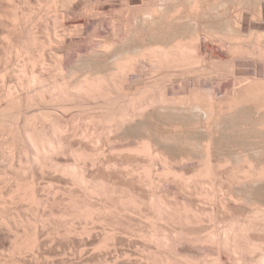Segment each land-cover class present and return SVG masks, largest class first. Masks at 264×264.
<instances>
[{
	"label": "rangeland",
	"instance_id": "1",
	"mask_svg": "<svg viewBox=\"0 0 264 264\" xmlns=\"http://www.w3.org/2000/svg\"><path fill=\"white\" fill-rule=\"evenodd\" d=\"M198 1L199 0H13L11 2V0H8V1L7 0H0V15H3V17L0 16V19L2 20L5 17V19H3L2 21L0 20V40L3 36H6L8 34L10 36V39H11L10 41L13 43V46H14L12 48V50L6 49V47L4 48L2 45V41H0L1 42L0 43V82L2 81L1 82L2 84L0 83V85H2V86H0V93L2 91L1 88H3V86H5V85L15 86L17 84V81H18L17 77L19 76L17 74H19V73L16 70L21 67V65L24 63V60H26V58H28V55H30L29 56L30 58H32L31 56H34L33 53L27 52L28 53L27 54L25 51H23L21 49L22 39L25 36L26 30L34 31L35 33L40 35V37L44 40L43 42H45L47 44V46L45 45L46 46L45 47V50H46L45 56L47 57V58L45 57L46 58V60H45L46 65L43 68V72L46 70L44 72L45 73L44 75H46V76H44V77L45 78L47 77L46 78L47 82L49 81V83H51L52 81H54V77L60 76V78H62L64 75L66 78L63 77L64 78L63 80L66 79V82H67V80L68 81L71 80L70 82L74 83L75 81H78V82L80 80L82 81V79L85 78L86 76H88V77L91 76L90 78H92V76L95 75L94 76V78H95L99 74L100 75L102 74L101 75V78H102V76H106V75L110 77L111 75H109V74L110 73L112 74V77H111L112 79H110L109 82L107 80V82L105 81L106 83H103V80L101 79L102 84H104L107 88L103 85L99 86L100 89H102L101 87H103L104 93H106L105 92L106 89H107L106 91L109 92V94H108V92L106 93L108 96H110L109 97L110 99L108 101L111 100L110 102H112V103L107 102L109 106L106 105L107 103L104 100L100 101L98 98H93V100H92V98L89 97L88 94H87V96L89 98L87 99V96H85V94H84V96L86 98H83L80 95H79L80 96L79 97L77 95L79 98V100H78L77 96L75 95L76 98L70 97V99L68 98V100H66L67 102H65V103H67V104L69 103L68 104L69 107H71L73 105L72 108H69L70 111L71 110L72 111L71 112L69 111L68 115H66L67 113L62 112L61 109L58 111H57L58 108H56V107L53 109L54 111L56 110L58 113H60V114H56L55 117L57 118V120L59 119V122H61L60 119H62L61 124L62 123L65 124V123L69 122V120L71 121L68 123V124H70L69 131L67 130L65 132V134H66V137H68L67 135H69V134H73V133L76 134V135H73V137H74L73 140H72V135H69V136H71L69 138H71L70 140H72L73 143H72V141H70V140L69 141L71 142V144H73V146L75 145L77 148L80 146L81 148L87 147V148H83V149H87V150L89 147L91 149L92 148L93 149H95V148L99 149L98 147L106 139L104 137V136H106L105 134H104V136H103V134H101V137L99 134L101 133V131H102V133H104L103 130L107 129V131H106V133H107L108 129H112L111 132L109 131L108 132L109 134L107 133V136H106L108 138V135H109V137H110L109 141L111 140L110 141L111 144L109 145V141L106 139L105 140L106 143L105 144L102 143L103 146L101 145V148H100V150H101V149L105 148V146H107V148H109V149L106 148V149H104V151L106 150V152H108L106 154H109V155H106L105 153H104V156L100 155L99 157H102L103 158L102 159V158L98 157V155L100 154L99 153V154H97V158L96 159L94 158L95 159L94 162H93V160L92 161L88 160V162L85 161L86 163H88L87 165H86V163H83V165L84 164L86 165V166H84V169H87V167H88V170H85V172H84V176L87 173L86 176H88L87 178L89 179L88 180L89 183H87V184L88 185L90 184L89 186H87V184H86L85 186H87V187H84L80 184V182L78 184H76L77 181H76V183H73L74 180H76V179H74V178H73L74 180L71 179L72 176L66 177V175H68V174L65 175V173H63L61 171L64 174V176H63V174L61 175V173H60V169L58 172V170H56L57 167L56 168L52 167L56 171L55 172L51 168V166H52L51 163H49L48 165H50V167H48L47 169L44 168V170H42V172H45V173H42V172L39 173L40 171H38V173H36L37 175H35V177L37 176L36 177L37 179L34 178V181H36L35 182L36 191L39 190V191H37V193L38 192L40 193V194L38 193L39 197L42 198L43 201L45 202L44 204H40V205L45 206V204H48L46 206L47 209H45L46 207L45 208L42 207L43 208V210H42L40 205L36 204L35 202L31 203L30 202L31 200L28 201L29 198H27L28 200L24 199V197H23V199H22V197L20 199V196L19 197L17 196L18 193H17V189H16V186H17L16 184H18V182H20L24 185L29 180H31L32 177H30L29 174H20V175L15 174V176L13 175L12 178L7 179L8 182L7 181L4 182L2 179H0V194H2V195H0L1 196L0 197V210H1L0 212L3 211V213H4V214L1 213V215H0V232H1L0 238H2V237L4 238V236H5L4 240H2L3 238L0 239L1 240L0 241V264H77V263L78 264H91V263L92 264L93 263L94 264H103V263L104 264H191L190 263L191 260L195 264H196V262H194L195 260L197 261V264H260V262L258 263V259H257L259 257L261 258V256L258 257V254L259 255L262 254L260 251L256 250L257 254H255L253 252V255H251L252 253L248 252L250 254V256H249V254L247 255V253H245V252L244 253H242V252L236 253L235 252L236 253L235 255L238 257L237 258L233 254V252L228 253L229 250L232 251L231 247L230 248L228 247V250H227L226 249L227 247L223 246V245H225V244H223L224 242L221 243V242H218V240L220 238H222L219 236H222V235L224 236V233L221 235V232H224L225 229H227L225 227H227V226L229 227V225L231 224L229 222L230 220L236 219L235 220V222H236L237 220L240 221V219H241L243 221H240V223L245 222L249 219L250 216H251L250 218L253 217L251 213H253L257 208L261 209L262 205L264 206V203H263L264 202V197H263L264 193H262L261 191H259V193L258 192H254V193L251 192V190L254 191V189H255V191L263 190V192H264V187L262 188V186H264L263 182L260 181V179L258 181L259 183H262V186H261V184H259L261 189L259 188L258 184H255V182H253L254 183L253 188H252V186L250 188V185L252 184V182L250 183L249 181H251L252 180L251 178H253V177L248 178V175H247L245 178L248 180V182H246L244 180L245 178L243 177L245 175L241 176L242 175L241 174L242 172H241L240 176L244 178L243 181H245V183L242 182V180H240L242 183L239 181L240 183H238L239 184L238 185L237 184L238 181L236 180V178L233 180L231 178V176L236 177V175H234L233 172H231V171H230V173H228L229 170L232 168V166L235 165V164H230V163L227 164L226 167L223 165L224 168H222V166L221 167H214L215 169H213V172L209 177V178L212 177V180L208 179L207 175H206L207 177L202 179L204 176L200 175L199 173H196V171L199 172V170L201 169L200 167L203 166L204 162H203V159H201L203 157L201 155L195 154L198 152L196 150H194L193 148L191 149L189 146L191 145V143H190L191 141H192V143H194V142L196 143L199 141V144H201V145L204 144V142H205V144L207 146L209 144L208 139L212 138V136H213V139H211V141H214V142H212L213 144L211 143V145L213 146L212 147V152H213L212 158L214 161H216L217 157H218V159L222 160L224 157V155L222 153L224 151H222V152L216 151L215 150L216 145L217 146H218V144L224 145L225 142L227 143L226 140L228 139L229 136H230L229 138H232L231 136L237 134V132L239 131V130H236L237 132L234 131L235 128L232 129L234 134L232 133V130H231V133H230V131H228V129L230 130V128L236 124V123L235 124L231 123V121H233L232 118H234V119L237 118L238 121H240V122H238L237 119H236V121L235 120L234 121L237 122L238 124H240L242 120H243L242 123L246 124V123H249V119H247L248 121L246 120L247 122L246 121L244 122V120L248 117H246L247 116L246 115L245 116L246 118L243 119L244 118V116L242 115L243 109H244L243 111H246V112L249 111L248 108L250 107V105H251L250 109L252 110V108H253L254 111H256V109L257 110L263 109V108H259V107H261L263 100L261 101L260 97H259L258 100H260L261 102L257 103V102L252 101L254 103H251L250 99L251 98L253 99L254 97L251 95L252 97L251 98L249 97L250 99L248 100L247 98H248L249 94L247 92H249L251 90V88L256 85L255 84L256 82L254 83V81L259 80L261 78H262V80H264L263 79L264 78V53H263L264 52V49H263L264 48V44H263L264 43V0H256V1L252 0L253 2L251 0H241V1L240 0H238V1L237 0H205V1L203 0V1H200V2H202L201 4H200V2L198 3ZM191 2H194V5ZM195 2H196V4H195ZM237 2H241V3H237ZM244 2H246V3H244ZM231 3H233V4H231ZM235 3L237 4V6L235 5ZM197 4H198V6H196ZM208 4L211 7L210 11L208 10L210 8ZM220 4H222V5L220 6ZM226 4L227 5L229 4L230 6L229 5L227 6ZM238 4H240V5H238ZM241 4H244L245 6L241 5ZM246 4L248 5L249 8L247 7ZM252 4L254 6H252ZM18 5H19V7H18ZM224 6H225V8L228 7L227 8L228 10L225 9ZM14 7H16L17 9ZM199 7L205 13L207 12L206 13L207 15L203 14L204 12L202 13L201 10H197V12L195 9H194L195 11L193 10V8L199 9ZM204 7H206V8L203 9ZM216 7H217V9H216ZM230 7H231V9H230ZM232 7L235 9H233ZM13 8H14V10L16 9L19 11V12L17 11L19 16L21 15L19 17V19H21L23 21L18 19L17 23L13 24V19H12V17H10L11 13L14 11ZM154 8L158 9L157 13H156V10H152ZM163 8H165V9H163ZM212 9H215V10L213 11ZM11 10H13V11L11 12ZM221 10H223V11L226 10L225 11L226 13L221 11ZM151 11H155V12L153 13ZM190 11H192L191 12L192 15H190L191 14ZM218 11L220 13L222 12L221 14L224 15L223 16L224 18H225V15H227L228 18L226 17V20L224 18L222 19V15H220V13ZM200 12H201L202 16H201ZM216 12H218V13L216 14ZM196 13H199L200 17L198 15H196ZM4 14H6V15H4ZM8 14H9V16H7ZM22 14H25V15H22ZM214 15H216V16H214ZM188 16H192V17L188 18ZM204 16L207 18H205ZM152 17H153V21H152ZM198 17H199V20H197ZM144 18H149L148 19L149 21L148 20L146 21V19H144ZM162 18H163V20H162ZM212 18L214 19V21ZM26 19H27V22H26ZM200 19H201V22H200ZM227 19H230V20H227ZM144 20L147 22V23L145 22L146 23L145 25L143 24ZM206 20H207V22H209V25H210L207 27V29H209V30H207L205 28L208 25L207 22H205ZM210 20L216 24H212L213 22H210ZM218 20H219V22H218ZM220 20L222 21L223 24L221 23ZM9 21L12 23H9ZM196 21H199V22L197 23ZM226 21L227 22L229 21V24L230 23L232 24V25H230V27L233 26L231 29H228L229 25L227 23H225ZM1 22H4V23H1ZM149 22H152V23L154 22V23L152 24ZM191 23L192 24L196 23V24L192 25ZM202 23H204V26L202 25ZM197 24H200L202 29L200 28V25H198L199 26V28H198ZM224 24H225V26H224ZM220 27H222V28H220ZM226 27H228V28H226ZM197 29H200V30H197ZM224 29L226 30V32ZM12 31L13 32L15 31V32L13 33ZM227 34H229V35H227ZM252 41H253V43L255 41V46H253L254 44L252 43ZM173 43H175V45H172ZM180 43L184 45V48L186 47V49L189 50V51L185 50L187 52L183 53V54H186L188 56V57L186 56V59L187 58L189 59L190 57L191 58L199 57V60L196 58L197 61H199L198 63H196L197 61L193 62L192 59L190 62H189V60H186L189 62V65H190L187 67L188 62H186L184 60L185 56L183 57V55L180 54V53H182V51L181 52L178 51L179 53H177V54L175 53L177 55L176 57H178L179 59L181 56L183 57V59H180V60L176 58L179 61L175 60V54L174 55L172 54V53H174L173 51H175V50H171L172 53L170 52L171 56L173 55L172 57L174 60L172 59L171 56H168V58H167L166 53L164 55H162L163 54L162 52H165V51L169 52L170 51V48H168V47L172 46L173 48H175V46L180 44ZM256 43H258V44H256ZM256 46H258V47H256ZM172 47H171V49H172ZM159 48H161L163 50H160ZM250 48H252L251 51L253 53L250 52ZM158 50L161 51L162 56L157 55L160 52ZM32 51L34 52V50H31V52ZM156 51L158 53H156ZM148 52H150V53H148ZM176 52H177V50H176ZM191 52L193 55L191 54ZM35 53H37V52H34V54ZM178 54H180L181 56L180 55L178 56ZM190 54H191V56H189ZM155 55H157V56H155ZM165 55H166V57H165ZM168 55H169V53H168ZM259 55H261V56H259ZM4 56H5L6 60L4 59ZM93 56H94V62L92 61L93 62L92 63L90 60H93V59H91V57H93ZM98 56L100 59L98 58ZM100 56H102L103 58H101ZM88 57H89V59H87V62H86V60H84V59H86ZM104 57L106 60L104 59ZM128 57L131 58V61L129 60L128 62H130V65L132 63V65H131L132 67H129V65H126V63H128L127 61L126 62L123 61L124 64L126 65V67L128 66L129 69L126 70V68H123V70H122V68L120 66L119 67L121 69H119L118 65H121V64L120 63L118 64L119 61H117V60H122L123 58H127L124 60H128V59H130ZM155 57L156 58L158 57V58L156 59ZM159 57H160V59L162 58V62L159 59ZM169 57H171L170 60H169ZM88 60L92 64L88 63ZM99 61L102 64H100ZM163 61L164 62L170 61V62H168L170 67L167 66L168 63L165 66V63ZM133 62H134V64H133ZM158 62H161V63H158ZM185 62H186V66L183 65ZM180 63H182V64H180ZM31 64L29 62L28 66ZM80 64H82L81 65L82 67L80 66V68H79L78 66ZM87 64H89V65H87ZM93 64L94 65L96 64V65L93 66ZM162 64H164V65H162ZM173 64L174 65L178 64V65L171 67V66H173ZM91 65H92V67H91ZM31 66L34 67L33 64ZM46 66L48 69L46 68ZM59 66L62 70L58 69ZM96 66H98V67H96ZM191 66H194V67H191ZM75 67L76 68L78 67L79 69L78 68L76 69ZM87 67H89V68H87ZM117 67L120 71L117 69ZM189 67L191 69H188ZM10 68L11 69L14 68V69L11 70ZM81 68L83 70H80ZM28 69L29 70L34 69L35 71L38 70L37 67H36L37 70L35 69V67L34 68L28 67ZM14 70L17 74H15L13 72ZM34 70H32V71H34ZM57 70L58 71L60 70V71L58 72ZM114 70L116 72H114ZM61 71H63V73ZM121 71H124V72H121ZM6 72H8V73H6ZM168 72H169V74H165ZM57 73L58 74L60 73V74L57 75ZM118 73L119 74L122 73L124 76L121 75L119 77V75H117ZM3 74H5L6 76ZM48 75H49V77H48ZM61 75H62V77H61ZM164 75L166 76V78ZM114 76H116L117 78H115ZM15 77H16V79H15ZM99 77L100 76H98L97 78H99ZM246 77H247V80H246ZM94 78H92V79H94ZM97 78H95V79H97ZM118 79H120V80L118 81ZM99 80H100V78H99ZM112 80H113V82L114 81L115 82L113 83ZM245 80L247 83L245 82ZM249 80H252V81H249ZM78 82H75V83H78ZM258 82H257V84H258ZM262 82H264V81L260 82L261 85H262ZM67 83H69V82H67ZM73 83H71V85ZM108 83H110V84H108ZM98 84H100V83L98 82ZM115 84H116L117 88H115ZM244 84L247 86V89L245 88L246 86ZM118 86H120V88ZM243 89H245L246 91H244ZM241 90H243V91L241 92ZM160 92L162 93V95L160 94ZM243 92H246L248 95L246 93H243ZM147 93H148V95H147ZM141 94H142V96H141ZM149 94L151 96L156 97V98H154L153 100L151 99L152 97L148 98V97H150ZM239 94H241V96L243 97L242 99L246 98L245 96H247L246 100L244 99L242 104H245V102L247 100L250 101V102L247 101V105L245 104L244 108H243V105L241 104L242 100L238 99L241 97ZM159 95L162 97L159 98L160 97ZM236 95H237V97H235ZM137 97H138V100H135V99H137ZM231 97H233V98L235 97V98L232 100ZM74 98H75V100L77 99L78 101L72 102V100H74ZM80 98H82L81 101H80ZM139 98H140V100H139ZM190 98H192V100L195 98L194 100H197L196 102H199L198 105L200 106L202 103V105H204V106L201 105V107H204V108H205V106H207L209 104L210 107L213 108L212 111H210L211 116H209V118H207L208 114L205 112V110H203V108L199 107L197 105V103L195 104V101L190 100ZM83 99H85L84 100L85 102H89L90 104L89 103H82V102H84ZM94 99L96 100V102H94L95 101ZM130 99H132V100L130 101ZM150 99L153 103L150 102ZM166 99H167V101H166ZM198 99H199V101H198ZM201 99H203V102ZM156 100H157L158 105L156 103ZM161 100H163V101H161ZM169 100L170 101L175 100L176 104L175 103L173 104V101H171L172 102L171 105L173 108L169 104V103H171ZM179 100L181 102H183L184 100L185 101L187 100V102L184 101L185 103L183 102L181 104L179 102ZM228 100L231 101V103L228 102ZM239 100H241V101L239 102ZM97 101L99 103H101V102L102 103L105 102V103L99 104ZM154 101H155V105L153 106L152 104H154ZM191 101H192V103L190 104L189 102H191ZM236 101L240 103V104H237V106H236ZM80 102L82 103L83 106L81 104H79ZM162 102H164V103H162ZM165 102H167V103L169 102V103L167 104ZM178 102L180 103L181 106H179ZM214 102H215V104H214ZM226 102L231 104L232 108L229 107L230 105H227ZM132 103H135V104L137 103V104L135 106V104L133 105ZM160 103H162L163 105ZM193 103L195 106L193 105ZM255 103L258 106L254 105ZM75 104L78 106L80 105V106L77 108V106H75ZM142 104H145L146 107ZM164 104H165V106H164ZM189 104H190V107H189ZM217 104L218 105L221 104V105L217 106ZM223 104H225V106ZM252 104L255 107H253ZM91 105H92V107H91ZM98 105H99V107H97ZM101 105H106L104 110L106 111L107 114H109V116H107V119H110V120L112 119L111 122L107 123V124L111 123L112 127L109 125H106L108 128L107 127L104 128V126H103V128H104V129L102 128L103 130L100 129V127H102L101 123H103V122L101 121L102 119H100L99 117H101V115H102V117L104 118L107 114L105 116L103 115V114H105V111L103 110V106H101ZM112 105L117 109H115ZM132 105L135 106L136 108L133 107ZM141 105L145 107V108L141 107L142 110L140 108ZM209 105H208V107H209ZM81 106H82V109L84 111L82 109H79V108H81ZM161 106H162V108H161ZM184 106H188V107L185 109ZM221 106L224 108H222ZM73 107H75V108H73ZM86 107H88V108H86ZM107 107H110V108H107ZM119 107L120 108L122 107L123 109H126V107H127L128 108V113H127L128 115L126 114L127 110L124 113V110L121 108L123 110L122 111ZM129 107L132 110L134 109V111L132 112V110ZM106 108H107V110H109V109L110 110L107 111ZM156 108L157 109L159 108L158 109L159 111L158 110L155 111ZM160 108H161V110H160ZM229 108H230V110H229ZM239 108L240 109L242 108V110H240ZM254 108H256V109H254ZM95 109L96 110L98 109L97 114H101L100 112H102L103 114L98 115L99 117L98 116L96 117V113H95L96 110ZM111 109L112 110H118V111L121 110V112H119L120 113L119 117L124 116L127 119V121H125L124 117L120 118V119L124 118L123 121H121L119 118H116L115 115L118 114V112L115 111L116 112L115 113L114 111H111ZM206 109H207V107H206ZM231 109H232V111H231ZM238 109H239V112H236ZM92 110H95V111H92ZM99 110H100V112H99ZM253 110L249 111V113L250 114H251V112L253 113L254 112ZM263 110L262 111L259 110L260 112L256 111L255 116H252L248 113L247 114L249 116H251L250 117V118H252L251 121H253V119L256 120L259 118V116H262L264 114ZM90 111H92V113L95 115L90 113ZM160 111H161V113H160ZM189 111H190L191 115L189 114ZM216 111H217V113L215 114ZM228 111H230V112H228ZM82 112L83 113L85 112V114L88 113L87 114L88 116L89 115L92 116V120L93 119H98V120H93L94 122L96 121L94 123L92 120H90L91 117H88L85 114H84L85 118L86 117H88V118L84 119L83 118L84 115L79 114ZM112 112H113V114H112L113 116H111V114H110ZM140 112L143 115L138 114ZM156 112H158V113H156ZM162 112H164V113H162ZM180 112H182V113H180ZM186 112H187V114H186ZM226 112H227V114L225 115ZM232 112H234L235 115ZM261 112H263V114ZM169 113H171V114H169ZM223 113H224V115H223ZM228 113H230V114H228ZM236 113H238L237 116H239V117L236 116ZM240 113H242V114H240ZM72 114H74L73 117H75V116L76 117L75 118L69 117ZM197 114L198 115L201 114V115L198 116ZM212 114H215V115H212ZM78 115H80V117L82 116V120L84 119V120H86V122L82 121L81 118L76 119ZM184 115H185V117H184ZM194 115H195V117H194ZM110 116L115 117L116 120L118 119L117 122L118 121H120V122H118V123L114 122L115 120H113V118H109ZM116 116L118 117V115H116ZM167 116H168V118H167ZM181 116H182V118H181ZM201 116H203V117H201ZM214 116H217V117H214ZM218 116L220 118L222 116L223 117H222V119H220ZM94 117H96V118H94ZM164 117L167 119H163ZM176 117H178V118L176 119ZM225 117H226V119H225ZM255 117H256V119H255ZM63 118H65V119H63ZM179 118H180V120H179ZM185 118H186L187 122H185L186 121V120H184ZM211 118L213 119V121L215 120L214 121L215 124L213 123ZM227 118L230 120V122H227L228 121ZM72 119L73 120L75 119V121L72 122ZM171 119H173V120H171ZM206 119H207V121H206ZM216 119L218 121H216ZM219 119H220V121H219ZM87 120L92 121L91 124H89L90 121L87 122ZM204 120L206 122L209 121L208 125ZM65 121H67V122H65ZM76 121L77 122L82 121V122L78 123V126L81 129L78 126H75V125H77ZM99 121H101V123ZM198 121H199V123H197ZM211 121H212L213 125L210 124ZM123 122L126 124H124ZM141 122H142V124H141ZM216 122L218 124H216ZM219 122L223 125L221 126V124ZM223 122L226 124L228 123L229 127H230V125H233V126L228 128L227 130H225L226 127L224 128L223 126H227V125L226 124L224 125ZM96 123H97V125H96ZM115 123H117V124H115ZM137 123L140 125H138ZM191 123H192V126H191ZM193 123L196 125L197 124L200 125V123H201L200 128L198 125L193 126ZM68 124H65L66 127ZM80 124H81V126H80ZM184 124H186L187 127L189 126L190 129H189V127L187 128ZM202 124H204L206 127L207 126L209 127L212 125L211 127L213 129L211 127H209V128H211L212 132L210 131V129L204 127V125L202 126ZM250 124H247V125H250ZM83 125L85 127L82 128ZM201 126L203 129L201 128ZM220 126L223 127V129ZM97 127H99V128H97ZM135 127H136V129H135ZM249 127H251V126H247V128H249ZM85 128H87V129H85ZM129 128H130V130H129ZM218 128H220V130L217 132ZM83 130H84V132H86L87 136L89 135V133L91 131L92 132L90 133V136L87 137L86 134L83 132ZM97 130H101L100 133L97 134V135H99L98 138L100 137V139H99L100 141L102 140L101 138L103 137V141H101V143L99 140L94 139L97 136V135L94 136L95 133H98ZM184 130H185V133H184ZM174 131L177 133H175ZM192 131L195 133H193ZM214 131H216V132H214ZM206 132H208V133L210 132V133L208 134ZM213 132L217 133L216 135H218V134L219 135L214 137ZM77 134H79L78 135L79 138H78ZM91 134H93V135H91ZM186 134H187V136H186ZM188 134L190 135V137H188L189 136ZM198 134H199V137H198ZM230 134H232V135H230ZM82 135H84V136H82ZM172 135H173V137H175L174 139L171 138ZM192 135H195V136H192ZM239 135L240 134L238 133V136ZM1 136H2V134H0V139H2L4 137V136H2V137ZM75 136H76V138H75ZM112 136H116V137H112ZM225 136L227 137V139ZM240 136H242V135H240ZM167 137L171 138V140H169V138H167ZM178 137H179V139H177ZM191 137L193 139H195V137H196L194 142L191 139ZM182 138L183 139L185 138L184 140H186V142ZM199 138H201V141ZM203 138H207V139L204 140ZM81 139H82V141H81ZM87 139L88 140L91 139L90 142L93 140L92 144ZM158 139H160V140H158ZM166 139H168V141H170V143L168 141H164ZM172 139H173V141H172ZM181 139H182V141H181ZM188 139H190V140H188ZM74 140L76 141V143L79 141H80V143L84 142L82 144L83 146L81 144L79 145V143H78L79 146L77 144H74L75 143ZM67 141H68V139H67ZM87 141H88V143H87ZM144 141L149 142L148 145H150L149 149L151 150L152 156L147 155L150 152L146 153V152H144L145 150L141 151L140 150L141 148L138 149L141 152L136 150V148H138V146L140 144L142 145V143ZM160 141L164 144H162ZM179 141H180V143H177ZM187 141L188 142L190 141L189 142L190 144ZM158 142H160V143H158ZM206 142H208V144ZM186 143H188L189 146ZM96 144L97 145L100 144V145L98 147H96L95 146ZM175 144H176V146H175ZM180 144H182V145L180 146ZM86 145H88L89 147ZM170 145H172L173 147ZM93 146H95V148ZM169 146H170V148H168ZM139 147H141V146H139ZM184 147H186V148H184ZM171 148H173V151H174V149H176V151H174L175 153L171 152L172 151ZM68 149H70V148H68ZM91 149H89L88 151H91ZM97 149H95L94 151H96ZM166 149H168V150H166ZM181 149L183 150L182 152L180 151ZM150 150H146V151H150ZM187 150H189V151H187ZM1 151H2V149H1ZM185 151L187 154L184 153ZM100 152H101V154L103 153L102 151H100ZM142 152H144V153H142ZM176 152H177V154H176ZM188 153H190L191 155ZM61 154H63V153H61ZM65 154H67L66 149H65ZM69 154H70V151H69L68 155ZM220 154H221V156H220ZM64 155H61V156H64ZM167 155L170 156L172 159H170V157H167ZM174 155H176L178 158ZM188 155H190L191 157L193 156L192 160L189 159L191 157H189ZM195 155H196V157H195ZM16 156L17 157L15 158V162L17 165L18 164L20 165V163L23 162V160L22 161L19 160V159H21L19 157H22L23 155H19V151H18ZM219 156H220V158H219ZM59 157H60V155H58V157L56 156V158H58L56 160V162H58V160L60 161V159H61L62 163L66 162V161H64V159H66V158H64V157L59 158ZM66 157H67V159L69 157V161H70V158H71L70 155L66 156ZM105 157H107L108 160H106ZM174 157H176L177 159ZM194 157L197 159L195 160ZM160 158H162V159L160 160ZM165 158H166V161H165ZM182 158H186V159L181 160ZM71 159H73V157ZM198 159L200 162L198 161ZM98 160H100V161H98ZM102 160L103 161L106 160L105 161L106 164H105V162H102ZM185 160L186 161L188 160L190 164L188 162H185ZM190 160L193 161V163L190 162ZM177 161L178 162L180 161V162L178 163ZM196 161H198L199 163ZM194 162H195V164H194ZM91 163H93V164H91ZM165 163H167V164H165ZM164 164L167 166L169 165V166L164 167L165 166ZM199 164H200V166H199ZM214 164H216V163H214ZM190 165H192V166H190ZM228 165H230V166L228 167ZM101 167H102V169H101ZM245 167H246V165H245ZM49 168H51V169H49ZM109 168H110V170H109ZM165 168H166V170H165ZM167 168H169V169H167ZM217 168H218V170H217ZM225 168H228V169L230 168L229 170L226 169L228 174L226 173V170H224ZM147 169L149 172L147 171ZM191 169H192V171H191ZM168 170H172V171L168 172ZM105 171L107 173L108 172L109 173L107 174ZM190 172L191 173L193 172V173L191 174ZM216 173H217V175H216ZM220 173H221V176L223 175L224 177H221ZM190 175H192V176H190ZM196 175H200V176H202V178L199 176H197V177H199L200 179L199 178H197V179L191 178V177H196ZM1 176L3 177V175H1ZM185 176H187L188 179L185 178ZM215 176H216V179H214V181H213V177L215 178ZM237 176H239V175H237ZM87 178H86V180H87ZM183 179H185V182H183L184 181ZM219 179H221V180H219ZM230 179L234 184L232 182H230ZM237 179L239 180L238 177H237ZM240 179H242V178H240ZM249 179H251V180H249ZM1 180L4 183L1 182ZM69 180H70V182L72 181V183L74 184L73 186L70 185L72 183H69ZM96 180H98V181H100V180L104 181L105 180V182H106L105 187L107 186V190L109 192L105 189L107 194L104 195L101 192L104 190V188H103V190H99V188H100L99 187L98 190L102 194L99 193V191H98V193L95 196L92 194L93 196L90 198L91 193H90V196H88L89 190H90L89 187L91 186V188H92L93 182H94V185L96 184L99 186L102 183L101 181L98 182ZM106 180L108 181V183ZM234 180H236L235 181L236 183L234 182ZM90 181H92V183H90ZM62 182H63V184H62ZM97 182H98V184H97ZM229 182H230V186H229ZM219 183H221V185L224 183V185H223L224 188L221 185L219 187L218 186ZM256 183H257V180H256ZM59 184H61L62 187L59 186ZM65 184H67V185H65ZM79 184L81 186H79ZM197 184H198V186H197ZM232 184L235 186L236 185H238V186L235 187ZM248 184H249V186H247ZM255 185H257V186H255ZM102 186H104V185H102ZM209 186H210V188H209ZM254 186L256 188L258 187L257 188L258 190L256 188H254ZM211 187L212 188L214 187V189L212 190ZM68 188L70 189V191H68L69 190ZM217 188H218V191H220V192L215 190ZM220 188L224 189L225 191L221 190ZM228 188H230V189H228ZM232 188L234 191L232 190ZM12 189L16 190V191H14V193H13ZM59 189L60 190L62 189V190L60 192H57V191H59ZM87 189H88V191H87ZM237 189H239V190H237ZM72 190H74V191H72ZM214 190L217 192H215ZM85 191L88 192V193L86 192L87 196L85 194ZM211 191L212 192L214 191L215 193L214 192L212 193ZM231 191H233V192L231 193ZM15 192L17 194H15ZM65 192H66V194H65ZM106 192L104 191V193H106ZM221 192L223 193V195L221 194ZM108 193H109V195H108ZM210 193L214 194V196L211 195ZM12 194L14 195L12 198H14V199L10 198V195L12 196ZM70 194H73V196H71ZM98 194H100L101 196L100 195L97 196ZM207 194L209 197L207 196ZM248 194L250 195L249 197H248ZM254 194H256V195H254ZM259 194H262L263 196L262 195L259 196ZM18 195H20V194H18ZM40 195H42V196H40ZM68 195L71 196V198L75 197V198H73L74 202H71V201L69 202L68 199L70 197ZM75 195L76 196L78 195L77 198ZM63 196H65V197H63ZM103 196H105L107 198H105L103 200V198H104ZM222 196H224V197H222ZM256 196H258V197H256ZM86 197L90 200H88ZM230 197H232V198H230ZM238 197H239V199H238ZM254 197H256L255 202L253 201L255 199ZM85 198L88 200V202ZM247 198H249V199H247ZM257 198L258 199L260 198V200H258ZM76 199L78 202L75 201ZM234 199H237V202H236V200L234 201ZM243 199L244 200L247 199L246 200L247 202L244 201ZM81 201H82L83 205L80 203ZM90 201H93L91 203L95 204V205L93 204L94 207L100 206V207H98L99 211L102 207L103 208H104V206L106 207L107 204H108V206L110 205V207H109V209L108 208L102 209L105 211V212L103 211V213L96 210L97 212L94 214L99 213L98 216L93 215V218L97 217V219H95V220H97L96 222L93 218H92V220H94V221L93 222L90 221V223H88V225H87V222H89V221H87V220H89V219L85 220L82 218H77V219H75V222H73L74 216L71 217L72 215L69 216L68 213L72 214L71 211H73V212L75 211L74 207H76V208L83 207L84 203H86L85 205L91 206L92 204L90 203ZM106 201H107V204H106ZM251 201L254 202V204ZM75 202L77 203V206H76ZM259 202H261L262 204ZM70 203H71V205H70ZM72 203L74 204V207H73ZM79 203L81 204V206ZM241 203H243L244 206ZM246 204L248 205V207ZM250 204L254 205V207L252 206L253 207L252 208L250 206ZM35 205H38L39 208H37ZM255 205L256 206L260 205V207L259 206L256 207ZM186 206L188 207L187 211L185 210L187 208ZM191 206H192V209H190ZM96 207H95V209H97ZM1 208L4 209L5 211L2 210ZM239 208H241V209H239ZM245 208H246V210H244L245 213H242V210ZM40 209L43 211V214L48 212L49 215L47 213L46 214L48 216H46L44 214L43 219H42L41 215H43V214H42V211L40 212ZM106 209L109 211L106 212ZM250 209H251V211H250ZM262 209L264 210V207ZM247 210H249V211H247ZM252 210H254V211H252ZM49 212H51V213H49ZM62 212H63V214H62ZM66 212H67V214H66ZM111 212H112V214H111ZM39 213H41V215H39ZM106 213L108 215H106ZM5 214L6 215L8 214V218L6 217L8 220L12 219V220H10L11 224L8 221V223L10 225H8V223L4 224L3 220L6 219L4 217L2 220L3 222H1V219H2L1 216L5 215ZM103 214H105L106 217L103 216ZM192 214H194L195 216ZM196 214H198V215L196 216ZM235 214H236L238 219L236 218ZM240 214H242L243 216ZM38 215L41 217H38ZM66 215L69 216L70 218H72L71 222H73V223L69 222L70 218H67V219H69L68 221L66 219L67 222L65 221V218L67 217ZM109 215H110V217H109ZM238 215L240 216V218ZM99 216L101 217V219L104 218V221L100 220ZM232 216L234 218H232ZM245 216H246V218L242 219ZM247 216H248V219H247ZM44 217L48 219V221L45 220V221H47V223L44 221V219H45ZM35 218L37 220L40 219L39 221L42 220L41 223H44V224H41ZM60 218H62V219H60ZM98 218H99V220H98ZM108 218H109V224H106V223H108V221L105 222V220L106 219L108 220ZM191 218L192 219L194 218V219L190 220ZM229 218H230V220H228ZM36 221L39 222L37 224V226L40 230L37 229V226H36L37 222ZM225 221H226V223H228V224L230 223V224L229 225L227 224L225 226V224H226ZM232 221H234V220H232ZM260 221H262V220H260ZM64 222H65V224H64ZM102 222H105V223H102ZM258 222H259V220L257 221V223ZM220 223L222 225L224 223L225 224L222 226ZM259 223H258L259 227L258 226L257 227L259 228V232L263 233V236H262V233L260 234L257 231L258 229L253 230L251 232L253 235L251 234V236H255V238L253 237L255 240L259 239V241H261V240L264 241L263 240L264 232L262 231V229L264 230V227H260L263 225H259ZM66 224L67 225L68 224H70V225L75 224L73 226L76 229L74 227L73 228L76 231L72 228V226H70V225L69 226L75 231L74 233H76V234H72L71 232L66 233L68 231L65 232V230H67L69 227L68 226L66 229V226H67ZM102 224H104V225H102ZM218 224H220V225H218ZM260 224H262V223H260ZM263 224H264V222H263ZM86 226L89 227L88 232L91 230L89 233L86 232L88 229ZM107 226H108V228H105ZM215 226H216V229L218 226V229L214 233V230H216V229H214ZM260 228H262V229L260 230ZM1 229L3 231H1ZM35 229H36V231L37 230L39 231V233L37 234L38 236L34 235ZM111 229H112V231H111ZM212 229H214V230H212ZM77 230L79 233L77 232ZM108 230H109V232L107 234L109 236H107L106 232H105ZM222 230H224V231H222ZM255 231H257V232H255ZM5 232H6V235L8 236V238L5 235ZM212 232H213V235H215V236H218V232H220V235L218 236L219 238H217L218 240L214 241V239H216V238L214 236H213V238L211 237ZM32 233L36 237V239H38V241H36L34 239V242H33ZM81 233H83V234H81ZM109 233L111 235L113 233V235L111 236ZM105 236H107V237L105 238ZM257 236H259V237H257ZM103 238H104L105 242H104ZM14 239H18L20 241L19 242L18 240H16V245H20L24 242L25 244L23 243V245H26V244L28 245V243H29L30 246L29 247L28 246L27 247L21 246V248L23 247V249L21 251H19L16 248L17 246L14 245L15 243L12 244L15 247L11 245L12 240L15 242ZM200 239L201 240L203 239V240L201 241ZM206 239H209V241ZM211 239H212V241H210ZM17 241L20 244L17 243ZM35 242H36V244H35ZM212 242H213V244H211ZM30 243L31 244L34 243V244L31 245ZM218 243H219V245H218ZM262 243H264V242H262ZM221 244H222V246H221ZM216 246L217 247L221 246L222 248H220V247L217 248ZM31 247H33V248H31ZM261 247H264V246H261ZM18 248L20 249V246H18ZM223 248H224V250H221ZM261 251L263 252L264 249ZM240 254L243 257H244L243 254H245V256L247 255L246 257H244L246 259L241 257ZM239 255H240V257H239ZM235 257L237 259H240V260L238 261ZM242 259H244V260H242ZM105 260H108V261L106 262ZM100 261H101V263H100ZM102 261H105V262H102ZM262 263L263 262L261 261V264Z\"/></svg>",
	"mask_w": 264,
	"mask_h": 264
},
{
	"label": "bare ground",
	"instance_id": "2",
	"mask_svg": "<svg viewBox=\"0 0 264 264\" xmlns=\"http://www.w3.org/2000/svg\"><path fill=\"white\" fill-rule=\"evenodd\" d=\"M8 1V0H7ZM13 0H11V2H12ZM200 1H203V0H199L198 1V3L200 2ZM205 1V0H204ZM238 1V0H237ZM241 1V0H240ZM252 1V0H251ZM256 1V0H255ZM10 2V1H9ZM225 2V1H224ZM253 2V1H252ZM7 3V2H6ZM15 3V2H14ZM193 5H194V2H191ZM190 3V4H191ZM202 2H200V4H201ZM237 3H241V2H237ZM244 3H246V2H244ZM250 3V2H249ZM12 4V3H11ZM195 4H196V2H195ZM231 4H233V3H231ZM248 4V3H247ZM246 4V5H247ZM192 5V6H193ZM209 5V4H208ZM213 5V4H212ZM222 4H220V6H221ZM227 5V4H226ZM229 5V4H228ZM227 5V6H228ZM235 5L237 6V4L235 3ZM234 5V6H235ZM238 5H240V4H238ZM241 5H244V4H241ZM249 5V4H248ZM248 5H247V7H248ZM196 6H198V4L196 5ZM195 6V7H196ZM216 6V5H215ZM230 6V5H229ZM235 6V7H236ZM245 6V5H244ZM252 6H254L253 4H252ZM18 7H19V5H18ZM194 7V6H193ZM209 7H210V5H209ZM240 7V6H239ZM251 7V6H250ZM14 8H16V7H14ZM14 8H13V10H14ZM197 8V7H196ZM196 8H193V10L195 9L196 10V12H197V10H201L200 9V7H199V9H196ZM206 7H204L203 9H205ZM224 8H225V6H224ZM228 8V7H227ZM227 8H225V9H227ZM233 8V7H232ZM237 8V7H236ZM249 8V7H248ZM17 9V8H16ZM11 10V16L10 17H12V19H13V24L14 23H17V20L19 19V17L21 16H19V14H18V10ZM163 9H165V8H163ZM210 9H211V7L208 9L209 11H210ZM216 9H217V7H216ZM222 9V8H221ZM230 9H231V7H230ZM233 9H235V8H233ZM152 10H156V13H157V10L158 9H156V8H154V9H152ZM194 10V11H195ZM213 11L215 10V9H212ZM219 10V9H218ZM228 10V9H227ZM18 11V12H17ZM202 11V10H201ZM221 11H223V10H221ZM226 11V10H225ZM225 11H223V12H225ZM151 12H155V11H151ZM189 12V11H188ZM192 11H190V13H191ZM204 11H202V13H203ZM219 12V11H218ZM218 12H216V14L218 13ZM207 13V12H206ZM205 12L203 13V14H206ZM210 13V12H209ZM220 13V12H219ZM222 13V12H221ZM220 13V15H222V19L224 18L223 16V14H221ZM226 13V12H225ZM224 13V14H225ZM231 13V12H230ZM147 14V13H146ZM188 14V13H187ZM200 14H201V12H200ZM199 13H196V15H200ZM212 14V13H211ZM4 15H6V14H4ZM22 15H25V14H22ZM190 15H192V13L190 14ZM207 15V14H206ZM0 16H2L3 17V15H0ZM7 16H9V14L7 15ZM152 16V15H151ZM201 16H202V14H201ZM209 16V15H208ZM213 16V15H212ZM214 16H216V15H214ZM230 16V15H229ZM232 16V15H231ZM23 17V16H22ZM25 17V16H24ZM27 17V16H26ZM189 17H192V16H188V18ZM195 17V16H194ZM200 17V16H199ZM199 17H198V19L197 20H199ZM205 17V16H204ZM226 17L228 18V16L227 15H225V20H226ZM187 18V17H186ZM196 18V17H195ZM205 18H207V17H205ZM204 18V19H205ZM210 18V17H209ZM208 18V19H209ZM218 18V17H217ZM3 19H5V17L3 18ZM2 19V20H3ZM144 19H146V21L149 19V18H144ZM213 19V18H212ZM211 19V20H212ZM221 19V20H222ZM231 19V18H230ZM230 19H227V20H230ZM1 20V19H0ZM1 20V21H2ZM9 20V19H8ZM19 20H21V19H19ZM151 20V19H150ZM162 20H163V18H162ZM189 20V19H188ZM196 20V19H195ZM210 20V22H213L214 21V19H213V21H211ZM220 20V21H221ZM234 20V19H233ZM21 21H23V20H21ZM145 20H144V22H143V24L145 25L147 22H146ZM149 21V20H148ZM152 21H153V17H152ZM25 22V21H24ZM26 22H27V19H26ZM146 22V23H145ZM156 22V21H155ZM197 23L199 22V21H196ZM200 22H201V19H200ZM205 22H207V20L205 21ZM218 22H219V20H218ZM231 22V21H230ZM233 22V21H232ZM1 23H4V22H1ZM9 23H12V22H10L9 21ZM19 23V22H18ZM149 23H152V22H149ZM154 23V22H153ZM152 23V24H153ZM221 23H222V21H221ZM220 23V24H221ZM225 23H227L229 26V28L228 27H226V28H228V29H231L233 26H231L230 27V25H232L231 23L229 24V21L227 22H225ZM20 24V23H19ZM25 24V23H24ZM192 24V23H191ZM196 24V23H195ZM194 23L192 24V25H195ZM207 26L205 27L206 29H207V27L208 26H210L209 25V22H207ZM212 24H216V23H212ZM211 24V25H212ZM219 24V23H218ZM223 24V23H222ZM11 25V24H10ZM17 25V24H16ZM15 25V26H16ZM21 25V24H20ZM26 25V24H25ZM198 25H200V24H197V26ZM202 25L204 26V23H202ZM206 25V24H205ZM234 25V24H233ZM14 26V27H15ZM177 26V25H176ZM213 26V25H212ZM211 26V27H212ZM216 26V25H215ZM221 26V25H220ZM223 26V25H222ZM224 26H225V24H224ZM18 27V26H17ZM16 27V28H17ZM190 27V26H189ZM192 27V26H191ZM194 28V27H193ZM198 28H199V26H198ZM200 28H201V25H200ZM215 28V27H214ZM220 28H222V27H220ZM236 28V27H235ZM234 28V29H235ZM174 29V28H173ZM202 29V28H201ZM216 29V28H215ZM233 29V30H234ZM170 30V29H169ZM180 30V29H179ZM197 30H200V29H197ZM207 30H209V29H207ZM217 30V29H216ZM223 30V29H222ZM225 30V29H224ZM8 31V30H7ZM17 31V30H16ZM231 31V30H230ZM13 32V31H12ZM11 32V33H12ZM15 32V31H14ZM13 32V33H14ZM225 32H226V30H225ZM230 33V32H229ZM231 34V33H230ZM5 35V34H4ZM11 35V34H10ZM227 35H229V34H227ZM3 36V35H2ZM57 37V36H56ZM228 37V36H227ZM172 38V37H171ZM230 39V38H229ZM232 39V38H231ZM260 39V38H259ZM11 39H10V36L7 34L6 36H3L2 38H1V40L0 41H2V45H3V47L5 48L6 47V49H10V50H12V48L14 47L13 46V43L10 41ZM258 40V39H257ZM256 40V41H257ZM13 41V40H12ZM44 40L40 37V35H38L37 33H35L34 31H32V30H26L25 31V36L23 37V39H22V46H21V49L23 50V51H25L26 53L28 52H30V53H33V55L34 56H31L32 58H30L29 56L30 55H28V58H26V60H24V63L21 65V67L20 68H18L16 71L19 73V74H17L16 72H15V70L13 71L15 74H17V75H19L18 77H17V79H18V81H17V84L15 85V86H10V85H5V86H3V88H1L2 89V91H1V93H0V134H2V136H4L2 139H0V148L2 149V151H1V149H0V176L1 175H3V177L1 176L0 177V179H2L4 182L5 181H7L8 182V180L7 179H10V178H12V176L14 175L15 176V174L17 175H20V174H29L30 175V177H32L31 178V180H29L27 183H25L24 185L22 184V183H20V182H18V184H16L15 186H16V189H17V193L18 194H20V195H18L16 192H15V194H17V196L19 197L20 196V199H21V197H22V199H23V197H24V199H27V198H29V200L28 201H30L31 203H33V202H35L36 204H38V205H40V204H44L45 202L43 201V199L42 198H40L39 197V194L37 193V191H39V190H37L36 191V186H35V182L36 181H34V178H36L35 177V175H37L36 173H38V171H40L39 173H41L42 172V170H44V168H48V167H50V165H48L49 163H51V168L52 167H54V168H56L57 167V169L56 170H58V172H59V169H60V173H61V175L63 174V173H65V175L66 174H68V175H66V177H68V176H72L71 177V179H76V180H74V182L73 183H76V181H77V183L76 184H78L79 182H80V184L82 185V186H84V187H87V186H89L87 183H89L88 182V176H86V174H85V176H84V172H85V170H88V167H87V169H84V166H86L88 163H86V162H88V160H90V161H92L93 160V162H94V160L97 158V154H99L98 155V157L101 155H103L104 156V153L106 154V153H108V152H106V150L104 151V149H106L107 148V146H105V148H103V149H101L100 150V148H101V145L103 146V144L102 143H106L105 142V140L107 139L108 141H109V135H108V138L106 137L107 136V133L110 131L111 132V130L112 129H108V132L106 133V131H107V129L106 130H103L104 128H106L107 126L106 125H109V126H111L112 127V124L110 125V124H107V123H109V122H111V120L110 119H107V116H109V114H107L106 113V111L104 110V108H105V106L106 105H108V103L107 102H109V103H112V102H110V101H108L110 98V96H108L106 93L108 92V91H106L107 89V87L104 85V84H102V81H101V79L103 80V83H106L107 82V80H108V82H109V80L110 79H112L111 77H112V74L110 73L109 75H111L110 77L109 76H102V78H101V75L99 74H97L98 76H100L99 78H100V80H99V78H97L98 76H96L95 78H97V79H95L94 78V76H92V78H94V79H92V78H90L91 76H86L85 78H83L82 79V81L80 80L79 82L78 81H75V82H78V83H73V82H70L71 80H67V82H69V83H67L66 82V79L65 80H63L64 78H66L65 77V75L62 77V75H61V77L62 78H60V76H56V77H54V81H52L51 83H49V81L47 82V77L45 78L44 76H46V75H44L45 73V71L43 72V68L45 67V63H46V56H45V47L47 46V44L45 43V42H43ZM181 42V41H180ZM258 42V41H257ZM260 42V41H259ZM1 43V42H0ZM45 43V44H44ZM179 43V42H178ZM237 43V42H236ZM252 43H253V41H252ZM263 43V42H262ZM254 45L253 46H255V41H254V43H253ZM256 44H258V43H256ZM264 44V43H263ZM46 45V46H45ZM172 45H175V43H173ZM239 45V44H238ZM261 46V45H260ZM171 47L172 46H170V47H168V48H170V51L169 52H166L165 50V52H162L163 54L162 55H164L165 53L167 54V58H168V56H171V54H170V52L172 53V51L171 50H175V51H173L174 53H172L173 55L176 53H179L178 51H182V53H180V54H182L183 55V57L185 56V58H184V60L186 61V60H189V62L191 61V59L193 60V62L195 61H197V59L199 60V57H196V58H187L186 59V54H183L184 52L186 53L187 51H185V50H188V49H186V47L184 48V45L183 44H178V45H176L175 46V48H173L172 47V49H171ZM256 47H258V46H256ZM165 48V47H164ZM255 48V47H254ZM260 48V47H259ZM160 50H163V49H161V48H159ZM251 49L252 48H250V52H252L251 51ZM258 49V48H257ZM262 49V48H261ZM264 49V48H263ZM31 50H34V52H37V53H35L34 54V52L32 51L31 52ZM36 50V51H35ZM160 50H158V51H160ZM176 50H177V52H176ZM259 50V49H258ZM189 51V50H188ZM257 51V50H256ZM260 52V51H259ZM27 53V54H28ZM148 53H150V52H148ZM156 53H158L157 51H156ZM168 53H169V55H168ZM253 53V52H252ZM264 53V52H263ZM262 53V54H263ZM175 54V60H177V59H179L178 57H176L177 55ZM180 54H178V56L180 55ZM191 54H192V52H191ZM191 54L189 55V56H191ZM32 55V54H31ZM37 55V56H36ZM47 55V54H46ZM157 55H159V56H162L161 55V51L157 54ZM157 55H155V56H157ZM172 55V56H173ZM193 55V54H192ZM196 55V54H195ZM171 56V57H172ZM181 56V55H180ZM198 56V55H197ZM259 56H261V55H259ZM46 57V58H45ZM90 57V56H89ZM89 57L88 58H86V59H84V60H86V62H87V59H89ZM101 58H103L102 56H100ZM131 57V56H130ZM130 57H128V58H130ZM164 57V56H163ZM165 57H166V55H165ZM164 57V58H165ZM171 57H169V60L171 59ZM182 57V56H181ZM180 57V59H183V57L181 58ZM188 57V56H187ZM193 57V56H192ZM98 58H99V56H98ZM156 58V57H155ZM158 58V57H157ZM156 58V59H157ZM177 58V59H176ZM4 59H5V56H4ZM91 59H93V60H90L91 62L93 61L94 62V56L93 57H91ZM96 59V58H95ZM100 59V58H99ZM104 59H105V57H104ZM124 59H127V58H123L122 60H117V61H119L118 62V64L120 63L121 65H118V67L120 66L121 68H122V70H123V68H126V70L127 69H129L128 68V66L126 67V65H129V67H132L131 65H132V63H131V65H130V62H128L129 60L131 61V58L130 59H128V60H124ZM133 59V58H132ZM159 59H160V57H159ZM158 59V60H159ZM172 59H173V57H172ZM179 59V60H180ZM196 59V60H195ZM6 60V59H5ZM83 60V61H84ZM106 60V59H105ZM157 60V61H158ZM161 60V62H162V58L160 59ZM159 60V61H160ZM174 60V59H173ZM179 60H177V61H179ZM8 61V60H7ZM96 61V60H95ZM128 62V63H126V65L124 64V62ZM165 61V60H164ZM163 61V62H164ZM183 61V60H182ZM181 61V62H182ZM29 62H30V64L32 63L33 64V66L35 67V69H36V67H37V71H35L34 69H28V67L29 68H34V67H32L31 65H29L28 66V64H29ZM91 62H89V60H88V63H91ZM92 62V63H93ZM100 62V61H99ZM106 62V61H105ZM161 62H158V63H161ZM168 62H170V61H168ZM168 62H164L165 63V66H166V64L168 63ZM175 62V61H174ZM184 62V61H183ZM186 62H188V61H186ZM186 62L183 64L184 66H186ZM189 62H188V65H187V67L188 66H190L189 65ZM199 61H197L196 63H198ZM85 63V62H84ZM91 63V64H92ZM96 63V62H95ZM179 63V62H178ZM9 64V63H8ZM56 64V63H55ZM79 64V63H78ZM83 64V63H82ZM82 64H80L78 67L80 68V66L82 65ZM100 64H102L101 62H100ZM124 64V65H123ZM133 64H134V62H133ZM171 64V63H170ZM180 64H182V63H180ZM179 64V65H180ZM12 65V64H11ZM58 65V64H57ZM56 65V66H57ZM87 65H89V64H87ZM96 65V64H95ZM94 64H93V66H95ZM104 65V64H103ZM102 65V66H103ZM162 65H164V64H162ZM176 65H178V64H173V66H171V67H174V66H176ZM7 66V65H6ZM61 66V65H60ZM60 66H59V68L58 69H61L60 68ZM167 66H169L170 67V65H169V63H168V65ZM62 67V66H61ZM77 67V68H78ZM82 67V66H81ZM84 67V66H83ZM91 67H92V65H91ZM96 67H98V66H96ZM118 67H117V69H118ZM119 67V69H121ZM191 67H194V66H191ZM9 68V67H8ZM12 68V67H11ZM10 68V69H11ZM46 68H47V66H46ZM76 68V67H75ZM76 68V69H77ZM78 68V69H79ZM87 68H89V67H87ZM168 68V67H167ZM14 69V68H13ZM13 69H11V70H13ZM48 69V68H47ZM118 69V70H119ZM188 69H191L190 67L188 68ZM195 69V68H194ZM32 70H34V71H32ZM62 70V69H61ZM80 70H83L82 68L80 69ZM85 70V69H84ZM117 70V71H118ZM193 70V69H192ZM6 71V70H5ZM8 71V70H7ZM58 71V70H57ZM60 71V70H59ZM58 71V72H59ZM120 71V70H119ZM62 73H63V71H61ZM114 72H116L115 70H114ZM121 72H124V71H121ZM126 72V71H125ZM4 73V72H3ZM6 73H8V72H6ZM11 73V72H10ZM56 73V72H55ZM2 74V73H1ZM60 74V73H59ZM58 73H57V75H59ZM116 74V73H115ZM114 74V75H115ZM165 74H169V72L168 73H165ZM3 75H5V74H3ZM9 75V74H8ZM117 75H119V77L122 75V76H124L122 73L121 74H117ZM6 76V75H5ZM165 76V75H164ZM16 77H15V79H16ZM48 77H49V75H48ZM51 77V76H50ZM115 78H117L116 76H114ZM3 78V77H2ZM165 78H166V76H165ZM122 79V78H121ZM250 79V78H249ZM264 79V78H263ZM116 80V79H115ZM120 79H118V81H119ZM246 80H247V77H246ZM246 80H245V82H246ZM260 80V81H259ZM259 80H256V81H254V83L257 85H255V86H253L252 88H251V90L249 91V92H243V93H246L247 95H248V98H247V96H245L248 100L253 96L254 98V100L252 99H250V101H251V103H254V102H261L262 100H263V102H262V105H261V107H259V108H263L264 109V82H262V85H261V81H264V80H262V78L261 79H259ZM106 81V82H105ZM117 81V80H116ZM122 81V80H121ZM249 81H252V80H249ZM248 81V82H249ZM259 81V82H258ZM2 82V81H1ZM0 82V83H1ZM98 82L100 83V84H98ZM112 82H113V80H112ZM115 82V81H114ZM113 82V83H114ZM257 82H258V84H257ZM71 83H73L72 85H71ZM111 83V82H110ZM110 83H108V84H110ZM117 83V82H116ZM119 83V82H118ZM247 83V82H246ZM2 84V83H1ZM105 86L106 88V90H105V92L106 93H104V89H103V87H101L102 89H100V87L99 86ZM118 85V84H117ZM120 85V84H119ZM245 85V84H244ZM0 86H2V85H0ZM50 86V87H49ZM110 86V85H109ZM246 86V85H245ZM244 86V87H245ZM119 88H120V86H118ZM113 88V87H112ZM115 88H117L116 87V84H115ZM114 88V89H115ZM246 89H247V86L245 87ZM150 90V89H149ZM244 91H246L245 89H243ZM243 90H241V92L243 91ZM116 91V90H115ZM144 91V90H143ZM142 91V92H143ZM120 92V91H119ZM240 92V93H241ZM84 94H85V96H87V94L89 95V97H91L92 98V100H93V98H98L100 101H106V105H101V106H103V110L105 111V114H103L102 112H100V110H99V112L101 113V114H103L105 117L103 118L102 117V115L101 114H97V110H96V117L98 116V115H101V117H99L100 119H102L101 121L103 122V123H101V121H99L101 124H102V127H100V129L101 130H103L104 131V133H102V131L101 130H97L98 131V133H95L94 134V136L95 135H97V134H99L100 133V131H101V133L99 134L100 135V137H101V134H103V136H104V134L106 135V136H104L106 139L103 141V137L101 138L102 140L101 141H103L102 143H101V141L99 140L100 139V137L98 138V136L99 135H97L94 139H96V140H99L100 141V143H101V145L100 144H96L95 146L96 147H98L99 145V149H97V148H95V146H93L95 149H97L96 151H94L95 149H91L88 145L91 143L92 144V141L90 142V140H88L90 143L88 144V145H86V146H88L89 148H88V150L89 149H91V151H88L87 149H83V148H87V147H83V148H81L79 145L81 144H83V143H80V141L79 142H77L76 143V141H75V143L74 144H77L78 145V143H79V147L77 148L75 145L73 146V144H71V142L70 141H72L73 139H74V137H73V135H76V134H69V135H72V140H70L71 138H69V137H71V136H69V135H67L68 137H66V134H65V132L68 130L69 131V128H70V124H68L69 122H71L70 120H69V122H67V121H65V122H67V123H65V124H68L67 125V127H66V125L64 124V123H62L61 124V122H62V119H60V121L61 122H59V119L57 120V118L55 117L56 116V114H60V113H58L57 111L58 110H62V112H64V113H67L66 115H68L69 113V111H70V109L69 108H72V106L71 107H69V103L67 104V103H65V102H67L66 100H68V98L70 99V97L72 98V97H75V95L77 96H81V97H83V98H86L85 96H84ZM108 94H109V92H108ZM160 94L162 95V93L160 92ZM164 94V93H163ZM242 94V93H241ZM241 94H239L240 96H241ZM147 95H148V93H147ZM150 95V94H149ZM153 95V94H152ZM243 95V94H242ZM245 95V94H244ZM252 95V96H251ZM78 96H77V98H78ZM79 96V97H80ZM108 96V97H107ZM140 96V95H139ZM141 96H142V94H141ZM146 96V95H145ZM156 96V95H155ZM160 96V95H159ZM198 96V95H197ZM196 96V97H197ZM88 96H87V99L89 98ZM152 97V98H151ZM162 96H160L159 98H161ZM193 97V96H192ZM235 97H237V95L235 96ZM234 97V98H235ZM239 97V96H238ZM250 97V98H249ZM259 97H260V100H258L259 99ZM76 98V97H75ZM75 98H74V100H72V102L74 101H78L79 100V98H78V100L76 99L75 100ZM90 98V99H91ZM101 98V99H100ZM146 98V97H145ZM148 98H151L152 100L154 99V98H156V97H154V96H151L150 95V97H148ZM158 98V97H157ZM199 98V97H198ZM232 98V100L234 99L233 97H231ZM243 97L241 96L240 98H238V99H241L242 100V102H241V104L243 103V100L245 99L246 100V98H244V99H242ZM262 98V99H261ZM81 99L82 98H80V101H81ZM151 99H150V102L151 103H153L152 101H151ZM163 99V98H162ZM195 99V98H194ZM193 99V100H194ZM85 99H83V101H84ZM95 100V99H94ZM98 100V101H99ZM132 99H130V101H131ZM135 100H138V97H137V99H135ZM134 100V101H135ZM139 100H140V98H139ZM142 100V99H141ZM147 100V99H146ZM145 100V101H146ZM149 100V99H148ZM158 100V99H157ZM157 100H156V103H157ZM190 100H192V98H190ZM189 100V101H190ZM192 100V101H193ZM202 100V102H203V99H201ZM230 100V99H229ZM228 100V102H230L231 103V101H229ZM241 100H239V102L241 101ZM247 100V101H248ZM89 101V100H88ZM97 101V102H98ZM133 101V102H134ZM159 101V100H158ZM161 101H163V100H161ZM166 101H167V99H166ZM170 101V100H169ZM171 101H173V100H171ZM170 101V102H171ZM183 101V100H182ZM185 101V100H184ZM183 101V102H184ZM192 101L191 102H189L190 104L192 103ZM195 101V104L197 103V105H198V103L199 102H196L197 100H194ZM198 101H199V99H198ZM238 101V100H237ZM236 101V106H237V104H240L239 102H237ZM247 101L245 102V104L247 105ZM250 101H248V102H250ZM252 101H254V102H252ZM71 102V101H70ZM91 102V101H90ZM94 102H96V100L94 101ZM115 102V101H114ZM149 102V101H148ZM179 102L182 104L183 102H181L180 100H179ZM178 102V103H179ZM185 102H187V100L185 101ZM184 102V103H185ZM207 102V101H206ZM228 102H226V104L227 105H230L229 107H231L232 105L231 104H229ZM82 103H89V102H82ZM82 103L80 102L79 104H81L82 105ZM99 103V102H98ZM105 102H101V103H99V104H104ZM129 103V102H128ZM162 103H164V102H162ZM162 103H160V104H162ZM165 103H167V102H165ZM169 103V102H168ZM167 103V104H168ZM175 103V100L173 101V104ZM180 103H179V106H181L180 105ZM205 103V102H204ZM203 103V104H204ZM212 103V102H211ZM90 104V103H89ZM95 104V103H94ZM114 104V103H113ZM130 104V103H129ZM133 105L135 104V103H132ZM137 104V103H136ZM136 104H135V106H136ZM159 104V105H160ZM170 105L172 104V102L171 103H169ZM176 104V103H175ZM188 104V103H187ZM190 104H189V107H190ZM213 104V103H212ZM214 104H215V102H214ZM222 104V103H221ZM221 104H217V106H220ZM245 104H242L243 105V108H244V105ZM250 104V103H249ZM261 104V103H260ZM259 104V105H260ZM132 105V106H133ZM142 105H144L145 106V104H142ZM140 106V108L141 107H144V106ZM153 106L155 105V101H154V104H152ZM157 105H158V103H157ZM163 105V104H162ZM185 105V104H184ZM193 105H194V103H193ZM201 105H202V103H201ZM201 105L199 106V107H201ZM209 105V104H208ZM208 105L207 106H205V108L204 107H201V108H203V110H205V112L208 114L207 116V118H209V116H211V113H210V111H212V107H210V105H209V107H208ZM224 106H225V104H223ZM222 105V106H223ZM226 105V106H227ZM241 105V106H242ZM254 105H257L256 103L254 104ZM75 106H77V108L80 106H78V105H76L75 104ZM83 106V105H82ZM82 106H81V108H79V109H82ZM100 106V107H101ZM109 106V105H108ZM113 106V105H112ZM129 106V105H128ZM135 106H133V107H135ZM138 106V105H137ZM148 106V105H147ZM164 106H165V104H164ZM174 106V105H173ZM192 106V105H191ZM195 106V105H194ZM202 106H204V105H202ZM213 106V105H212ZM216 106V105H215ZM221 106V107H222ZM235 106V107H236ZM252 106H253V104H252ZM258 106V105H257ZM58 108L57 109V111L55 110H53L54 108ZM89 107V106H88ZM88 107H86V108H88ZM91 107H92V105H91ZM94 107V106H93ZM97 107H99V105L97 106ZM114 107V106H113ZM112 107V108H113ZM131 107V106H130ZM129 107V108H130ZM146 107V106H145ZM144 107V108H145ZM160 107V106H159ZM168 107V106H167ZM166 107V108H167ZM171 107H172V105H171ZM170 107V108H171ZM185 107V109L188 107V106H184ZM183 107V108H184ZM193 107V106H192ZM197 107V106H196ZM206 107H207V109H206ZM214 107V106H213ZM250 107H251V105H250ZM250 107L248 108L249 109V111H252L253 110V108H252V110L250 109ZM253 107H255V106H253ZM73 108H75V107H73ZM90 108V107H89ZM107 108H110V107H107ZM107 108H106V110H107ZM115 108V107H114ZM113 108V109H114ZM120 108V107H119ZM122 108V107H121ZM120 108V109H121ZM136 108V107H135ZM143 108V109H144ZM161 108H162V106H161ZM161 108H160V110H161ZM164 108V107H163ZM173 108V107H172ZM175 108V107H174ZM180 108V107H179ZM209 108V109H208ZM211 108V109H210ZM222 108H224V107H222ZM227 108V107H226ZM232 108V107H231ZM247 108V107H246ZM258 108V107H257ZM85 109V108H84ZM100 109V108H99ZM115 109H117V108H115ZM123 109V108H122ZM121 109V110H122ZM131 109V108H130ZM159 109V108H158ZM157 108H156V110L155 111H157L158 110ZM215 109V108H214ZM228 109V108H227ZM235 109V108H234ZM240 109V108H239ZM239 109L236 111V112H239ZM247 109V110H248ZM254 109H256V108H254ZM263 109H259V110H263ZM67 110V111H66ZM77 110V109H76ZM83 110V109H82ZM91 110V109H90ZM95 110H92V111H95ZM110 110V109H109ZM109 110H107V111H109ZM121 110H112L111 109V111H117L118 112V114H116V115H118V117L115 115V117L116 118H122V117H124V116H122V117H119L120 115V113L119 112H121ZM124 110V113H125V111L127 110V112H126V114L128 113V108L126 107V109H123ZM122 110V111H123ZM132 110V109H131ZM141 110H142V108H141ZM168 110V109H167ZM190 110V109H189ZM202 110V109H201ZM219 110V109H218ZM229 110H230V108H229ZM240 110H242V108L240 109ZM244 110V109H243ZM242 110V112H243V114L242 113H240V114H242L243 116H244V118L243 119H245L246 117H248V118H246L245 120H244V122L247 120V119H249V123H242L243 122V120L241 121V123L240 124H238L237 122H235L236 121V119H234V118H232V120L234 121H231V123H236L234 126L233 125H230V127L231 126H233V127H229L228 126V123L226 124V123H224V125L226 124L227 126H223L224 128L226 127V129L225 130H227L228 128H230V130L228 129V131H230V133H231V130L232 129H234V131H236V130H239L238 132H237V134H235V135H232V134H230V135H232L231 137L232 138H229L228 137V139H227V137H226V141H227V143L225 142V144L223 145V144H221V145H219L218 144V146L216 145V151H218V152H222V151H224L222 154L224 155V157H223V159L222 160H220V159H218V157H217V159H216V161H214L213 160V158H212V156H213V152H212V145H211V143L212 142H214V141H211V139H213V136H212V138H210V139H208L209 141V144H208V142H206L208 145L206 146V144H205V142H204V144H199V141L198 142H194V140L196 139V137H195V139H193L192 137H191V139L193 140V142L194 143H192V141L190 142L191 143V145L189 146V144L188 143H186L191 149L193 148L194 150H196L198 153H195V154H198V155H201L203 158H201V159H203V166L202 167H200L201 169L199 170V172L198 171H196V173H199L200 175H202V176H204L203 178H202V176H200V175H196V177H191L192 179L194 178H199V177H201L202 179H204L205 177H207L208 176V179H211L212 180V177L211 178H209L210 177V175L212 174V172H213V169H215L214 167H221L222 166V168H224V166L226 167L227 166V164H235L234 166H232V168L229 170L228 168H225L224 170H229V172L228 173H230V171L231 172H233V174L234 175H236V177L235 176H231V178H232V180L233 179H235L236 178V180L238 181L237 182V184L238 183H240L241 181L240 180H242V182H244L245 183V181L246 182H248V180L245 178L247 175H248V178H251V177H253V178H251V179H249V180H251V181H249L250 183L252 182V184L250 185V188H251V186H252V188H253V185H254V183L253 182H255V184H258V186H259V188H260V185L259 184H261V186H262V183H259L258 181H259V179H260V181H262L263 182V184H264V114H263V112H261L262 114V116H259V118L258 119H256V117H255V119L256 120H254L253 119V121H251L252 120V118H250L251 116H249L248 114H250L249 113V111H243ZM246 110V109H245ZM259 110H257L256 109V111H258V112H260ZM72 111V110H71ZM70 111V112H71ZM81 111V110H80ZM84 111V110H83ZM92 111H90V113H92ZM102 111V110H101ZM134 111V109L132 110V112ZM159 111V110H158ZM192 111V110H191ZM215 111V110H214ZM231 111H232V109H231ZM235 111V110H234ZM254 111V110H253ZM256 111H254L253 113L251 112V114L250 115H252V116H255V112ZM264 111V110H263ZM88 112V111H87ZM143 112V111H142ZM172 112V111H171ZM209 112V113H208ZM228 112H230V111H228ZM73 113V112H72ZM78 113V112H77ZM89 113V114H90ZM116 113V112H115ZM144 113V112H143ZM156 113H158V112H156ZM160 113H161V111H160ZM159 113V114H160ZM162 113H164V112H162ZM166 113V112H165ZM179 113V112H178ZM180 113H182V112H180ZM201 113V112H200ZM214 113V112H213ZM217 113V111L215 112V114ZM220 113V112H219ZM234 115H235V113L234 112H232ZM248 113V114H247ZM75 114V113H74ZM74 114H72L71 116H69V117H73V115ZM79 114H82V115H84L85 114V112L83 113H79ZM88 114V113H87ZM87 114H85V115H87ZM93 114V113H92ZM111 114V116H113L112 114H113V112L112 113H110ZM122 114V113H121ZM138 114H142L141 112L140 113H138ZM169 114H171V113H169ZM168 114V115H169ZM174 114V113H173ZM186 114H187V112H186ZM189 114H190V111H189ZM195 114V113H194ZM210 114V115H209ZM215 114H212V115H215ZM227 114V112L225 113V115ZM228 114H230V113H228ZM254 114V115H253ZM62 115V114H61ZM85 115L83 116V118L84 119H86V118H88V117H91L90 118V120H92V116H88V117H86L85 118ZM93 115H95V114H93ZM125 115V114H124ZM128 115V114H127ZM143 115V114H142ZM191 115V114H190ZM198 115V114H197ZM199 115H201V114H199ZM198 115V116H199ZM203 115V114H202ZM223 115H224V113H223ZM238 115V113H236V116ZM247 115V116H246ZM79 116V117H78ZM77 116V118L76 119H78V118H81V120H82V116L80 117V115H78ZM109 117V118H113V120H115L114 122H117V120H116V118L115 117ZM161 116V115H160ZM175 116V115H174ZM221 116V115H220ZM246 116V117H245ZM61 117V116H60ZM63 117V116H62ZM76 117V116H75ZM75 117H73V118H75ZM96 117H94V118H96ZM127 117V116H126ZM184 117H185V115H184ZM191 117V116H190ZM194 117H195V115H194ZM201 117H203V116H201ZM214 117H217V116H214ZM213 117V118H214ZM219 117V116H218ZM223 117V116H222ZM222 117L220 118V119H222ZM230 117V116H229ZM237 117H239V116H237ZM115 118V119H114ZM125 118V117H124ZM123 118V119H124ZM128 118V117H127ZM167 118H168V116H167ZM167 118H163V119H167ZM173 118V117H172ZM178 117H176V119H177ZM181 118H182V116H181ZM189 118V117H188ZM193 118V117H192ZM191 118V119H192ZM198 118V117H197ZM63 119H65V118H63ZM68 119V118H67ZM82 120V121H85L86 122V120ZM99 119V120H100ZM123 119H120L121 121H123ZM162 119V118H161ZM174 119V118H173ZM173 119H171V120H173ZM199 119V118H198ZM197 119V120H198ZM212 119V118H211ZM210 119V120H211ZM220 119H219V121H220ZM225 119H226V117H225ZM228 119V118H227ZM89 120V121H90ZM93 120H98V119H93ZM92 120V121H93ZM129 120V119H128ZM179 120H180V118H179ZM184 120H186V118L184 119ZM183 120V121H184ZM189 120V119H188ZM75 121V119L73 120L72 119V122H74ZM82 121H80V122H82ZM88 120H87V122H89ZM92 121H90V123L89 124H91V122ZM125 121H127V119L125 118ZM164 121V120H163ZM205 121V120H204ZM206 121H207V119H206ZM205 121V122H206ZM212 121H213V119H212ZM212 121L210 122V124H212L213 125V123L215 124V120L213 121V123H212ZM216 121H218L217 119H216ZM222 121V120H221ZM237 121H238V119H237ZM248 121V120H247ZM246 121V122H247ZM251 121V122H250ZM79 121L77 122L76 121V123H77V125H75V126H78V123H80ZM94 122V121H93ZM96 122V121H95ZM94 122V123H95ZM113 122V121H112ZM118 122H120V121H118ZM117 122V123H118ZM143 122V121H142ZM142 122H141V124H142ZM185 122H187V120L185 121ZM194 122V121H193ZM196 122V121H195ZM209 122V121H208ZM208 122H206L207 123V125H208ZM227 122H230V120L228 119V121ZM238 122H240V121H238ZM117 123H115V124H117ZM124 123V122H123ZM122 123V124H123ZM197 123H199V121L197 122ZM202 123V122H201ZM201 123H200V125H201ZM220 123V122H219ZM251 123V124H250ZM85 124V123H84ZM100 124V125H101ZM104 124V125H103ZM121 124V123H120ZM124 124H126V123H124ZM136 124V123H135ZM138 124V123H137ZM183 124V123H182ZM216 124H218L217 122H216ZM221 124V123H220ZM238 124V125H237ZM247 124H250V125H247ZM72 125V124H71ZM96 125H97V123H96ZM138 125H140V124H138ZM185 126H186V124H184ZM189 125V124H188ZM196 124H194L193 123V126H195ZM198 125V124H197ZM196 125V126H197ZM200 125H198L199 126V128H200ZM204 124H202V126H203ZM211 125V126H212ZM223 124H221V126H222ZM73 126V125H72ZM71 126V127H72ZM80 126H81V124H80ZM103 126H104V128H103ZM131 126V125H130ZM136 126V125H135ZM191 126H192V123H191ZM202 126H201V128H202ZM211 126H209V127H211ZM216 126V125H215ZM220 126V127H221ZM246 126V127H245ZM247 126H251V127H249V128H247ZM74 127V126H73ZM79 127V126H78ZM83 127H85L84 125L82 126V128ZM88 127V126H87ZM90 127V126H89ZM95 127V126H94ZM137 127V126H136ZM136 127H135V129H136ZM187 127V126H186ZM189 127V126H188ZM187 127V128H188ZM204 127H206L205 125H204ZM208 126L206 127V128H208V129H210V131H211V128H209ZM223 127H221L222 129H223ZM67 128V129H66ZM80 128V127H79ZM96 128V127H95ZM94 128V129H95ZM97 128H99V127H97ZM103 128V129H102ZM108 128V127H107ZM133 128V127H132ZM131 128V129H132ZM193 128V127H192ZM195 128V127H194ZM198 128V129H199ZM78 129V128H77ZM81 129V128H80ZM85 129H87V128H85ZM93 129V130H94ZM134 129V128H133ZM132 129V130H133ZM189 129H190V127H189ZM203 129V128H202ZM213 129V128H212ZM72 130V129H71ZM92 130V129H91ZM129 130H130V128H129ZM215 130V129H214ZM217 130V129H216ZM220 130V128H218V130H217V132ZM95 131V130H94ZM96 131V132H97ZM176 131V130H175ZM174 131V132H175ZM189 131V130H188ZM195 131V130H194ZM197 131V130H196ZM206 131V130H205ZM73 132V131H72ZM77 132V131H76ZM83 132H84V130H83ZM82 132V133H83ZM88 132V131H87ZM90 132V131H89ZM92 132V131H91ZM90 132V133H91ZM183 132V131H182ZM187 132V131H186ZM193 132V131H192ZM191 132V133H192ZM201 132V131H200ZM199 132V133H200ZM212 132V131H211ZM214 132H216V131H214ZM213 132V134H214V137H216V136H218V135H216L217 133H214ZM222 132V131H221ZM81 133V134H82ZM85 134H86V132H84ZM90 133H89V135L88 136H90ZM175 133H177V132H175ZM174 133V134H175ZM180 133V132H179ZM184 133H185V130H184ZM193 133H195V132H193ZM206 133H208V132H206ZM210 133V132H209ZM208 133V134H209ZM232 133L234 134V132H233V130H232ZM238 133L240 134V135H242V136H238ZM109 134V133H108ZM111 134V133H110ZM181 134V133H180ZM204 134V133H203ZM207 134V135H208ZM228 134V133H227ZM79 134H77V136H78ZM91 135H93V134H91ZM179 135V134H178ZM182 135V134H181ZM189 135V134H188ZM201 135V134H200ZM205 135V134H204ZM1 136V137H2ZM82 136H84V135H82ZM86 136H87V134H86ZM87 136V137H88ZM117 136V135H116ZM116 136H112V137H116ZM161 136V135H160ZM170 136V135H169ZM185 136V135H184ZM186 136H187V134H186ZM185 136V137H186ZM192 136H195V135H192ZM206 136V135H205ZM204 136V137H205ZM159 137V136H158ZM165 137V136H164ZM163 137V138H164ZM177 137V136H176ZM182 137V136H181ZM188 137H190V135L188 136ZM187 137V138H188ZM198 137H199V134H198ZM197 137V138H198ZM202 137V136H201ZM209 137V136H208ZM224 137V138H225ZM75 138H76V136H75ZM78 138H79V136H78ZM93 138V137H92ZM160 138V137H159ZM167 138H169V137H167ZM171 138H175V137H173V135H172V137ZM171 138H169V140H171ZM67 139H68V141H67ZM165 139V138H164ZM173 139H172V141H173ZM177 139H179V137L177 138ZM176 139V140H177ZM183 139V138H182ZM182 139H181V141H182ZM185 139V138H184ZM183 139V140H184ZM200 139V141H201V138H199ZM198 139V140H199ZM204 140L205 139H207V138H203ZM202 139V140H203ZM215 139V138H214ZM230 139V140H229ZM70 140V141H69ZM86 140V139H85ZM113 140V139H112ZM158 140H160V139H158ZM162 140V139H161ZM175 140V141H176ZM188 140H190V139H188ZM224 140V139H223ZM222 140V141H223ZM229 140V141H228ZM81 141H82V139H81ZM88 141H87V143H88ZM107 141V142H108ZM111 141V140H110ZM110 141H109V145L111 144L110 143ZM114 141V140H113ZM112 141V142H113ZM164 141H168V139H166V140H164ZM185 142H186V140H184ZM183 141V142H184ZM207 141V140H206ZM216 141V140H215ZM161 142V141H160ZM160 142H158V143H160ZM169 143H170V141H168ZM217 142V141H216ZM72 143H73V141H72ZM94 143V142H93ZM97 143V142H96ZM144 143V144H143ZM142 143V145L140 144L139 146H141V147H139L138 146V148H136V150L137 151H143V150H145L144 152H150L149 154H147V155H150V156H152V153H151V150L149 149V147H150V145H148V141L147 142H143ZM162 143V142H161ZM175 143V142H174ZM173 143V144H174ZM177 143H180V141L179 142H177ZM176 143V144H177ZM203 143V142H202ZM86 144V143H85ZM95 144V143H94ZM93 144V145H94ZM147 144V145H146ZM162 144H164V143H162ZM172 144V143H171ZM176 144H175V146H176ZM183 144V143H182ZM182 144H180V146L182 145ZM213 144V143H212ZM216 144V143H215ZM108 145V144H107ZM83 146V145H82ZM92 146V145H91ZM112 146V145H111ZM148 146V147H147ZM170 146H172V145H170ZM170 146L168 147V148H170ZM179 146V145H178ZM179 146V147H180ZM184 146V145H183ZM182 146V147H183ZM173 147V146H172ZM188 147V148H189ZM68 148H70V149H68ZM111 148V147H110ZM139 148H141L140 150H138ZM148 148V149H147ZM184 148H186V147H184ZM187 148V149H188ZM65 149H66V153L67 154H65ZM107 149H109V148H107ZM165 149V148H164ZM172 149V151L171 152H174V151H176V149H174V151H173V148H171ZM70 151V157L72 158L73 157V159H71L70 158V161H69V157H68V159H67V157L66 156H69L68 155V153H69V151ZM102 151L103 153L101 154V152L100 151ZM146 150H150V151H146ZM166 150H168V149H166ZM170 150V149H169ZM186 150V149H185ZM193 150V151H194ZM19 151V155H23L22 157H19V158H21V159H19V160H23V162H21L20 163V165L18 164H16V162H15V158L17 157L16 155H17V152ZM68 151V152H67ZM99 151V152H98ZM108 151V150H107ZM140 151V152H141ZM181 152L183 151L182 149L180 150ZM187 151H189V150H187ZM195 151V152H196ZM144 152H142V153H144ZM169 152V151H168ZM178 152V151H177ZM177 152H176V154H177ZM180 152V153H181ZM191 152V151H190ZM61 153H63V154H61ZM175 153V152H174ZM184 153H186V151L184 152ZM66 156H65V155ZM173 154V153H172ZM183 154V153H182ZM187 154V153H186ZM188 154H190V153H188ZM216 154V153H215ZM58 155H60V157H64V158H66V159H64V161H66V162H63L62 163V161H61V159H60V161L58 160V162H56V160L58 159V158H56V156L58 157ZM61 155H64V156H61ZM106 155H109V154H106ZM164 155V154H163ZM191 155V154H190ZM190 155H188L189 157H191ZM174 156H176V155H174ZM187 156V155H186ZM200 156V157H201ZM215 156V155H214ZM220 156H221V154H220ZM220 156H219V158H220ZM59 157V158H60ZM109 157V156H108ZM160 157V156H159ZM166 157V156H165ZM167 157H170V156H168L167 155ZM177 157V156H176ZM176 157H174V158H176ZM193 157V156H192ZM192 157L191 158H189V159H191L192 160ZM195 157H196V155H195ZM194 157V158H195ZM198 157V156H197ZM95 158V159H94ZM99 158H102V157H99ZM106 158V160H108L107 159V157H105ZM178 158V157H177ZM176 158V159H177ZM180 158V157H179ZM188 158V157H187ZM199 158V157H198ZM103 159V158H102ZM162 158H160V160H161ZM170 159H172L171 157H170ZM184 159H186V158H182L181 160H184ZM188 159V160H189ZM197 158H195V160H196ZM200 159V158H199ZM199 159H198V161H199ZM72 160V161H71ZM105 160V161H106ZM186 161L185 160V162H188L189 163V161ZM190 160V162H192L193 163V161H191ZM194 160V159H193ZM194 160V161H195ZM86 161V162H85ZM98 161H100V160H98ZM105 161H103L102 160V162H105ZM165 161H166V158H165ZM168 161V160H167ZM176 161V160H175ZM198 161H196V162H198ZM97 162V161H96ZM164 162V161H163ZM178 162V161H177ZM176 162V163H177ZM180 162V161H179ZM178 162V163H179ZM182 162V161H181ZM184 162V163H185ZM200 162V161H199ZM198 162V163H199ZM18 163V162H17ZM23 163V164H22ZM83 163H86V165L84 164L83 165ZM183 163V162H182ZM202 163V162H201ZM214 163H216V164H214ZM91 164H93V163H91ZM103 164V163H102ZM105 164H106V162H105ZM165 164H167V163H165ZM164 164V165H165ZM190 164V163H189ZM188 164V165H189ZM194 164H195V162H194ZM197 164V163H196ZM246 165V167H245V165ZM48 165V166H47ZM83 165V166H82ZM109 165V164H108ZM193 165V164H192ZM192 165H190V166H192ZM224 165V166H223ZM241 165V166H240ZM243 165V166H242ZM169 166V165H168ZM167 165H165L164 167H168ZM194 166V165H193ZM198 166V165H197ZM196 166V167H197ZM199 166H200V164H199ZM230 165H228V167H229ZM105 167V166H104ZM109 167V166H108ZM107 167V168H108ZM51 168H49V169H51ZM54 168H52L53 170H54ZM83 168V169H82ZM191 168V167H190ZM101 169H102V167H101ZM104 169V168H103ZM106 169V168H105ZM149 169V168H148ZM148 169H147V171H148ZM167 169H169V168H167ZM195 169V168H194ZM197 169V168H196ZM84 170V171H83ZM109 170H110V168H109ZM108 170V171H109ZM150 170V169H149ZM165 170H166V168H165ZM217 170H218V168H217ZM223 170V169H222ZM221 170V171H222ZM223 170V171H224ZM227 170H226V173H227ZM55 171V170H54ZM63 173H62V172ZM107 171V170H106ZM105 171V172H106ZM170 171H172V170H168V172H170ZM191 171H192V169H191ZM216 171V170H215ZM56 172V171H55ZM149 172V171H148ZM242 172V173H241ZM42 173H45V172H42ZM107 173V172H106ZM109 173V172H108ZM107 173V174H108ZM188 173V172H187ZM191 173V172H190ZM193 173V172H192ZM191 173V174H192ZM195 173V174H196ZM227 173V174H228ZM242 175H241V174ZM244 173V174H243ZM58 174V173H57ZM105 174V173H104ZM151 174V173H150ZM185 174V173H184ZM183 174V175H184ZM189 174V173H188ZM56 175V174H55ZM207 175V176H206ZM216 175H217V173H216ZM237 175H241V176H243V175H245V176H243V177H239V176H237ZM63 176H64V174H63ZM188 176V175H187ZM187 176H185V178H187ZM190 176H192V175H190ZM197 176H199V177H197ZM220 176H221V173H220ZM57 177V176H56ZM221 177H224L223 175L221 176ZM237 177L239 178V180L237 179ZM65 178V177H64ZM86 178H87V180H86ZM190 178V177H189ZM190 178V179H191ZM240 178H242V179H240ZM37 179V178H36ZM59 179V178H58ZM67 179V178H66ZM70 179V178H69ZM70 179V180H71ZM91 179V178H90ZM100 179V178H99ZM104 179V178H103ZM106 179V178H105ZM188 179V178H187ZM200 179V178H199ZM201 179V180H202ZM214 179H216V176H215V178L213 177V181H214ZM222 179V178H221ZM221 179H219V180H221ZM243 179L245 180V181H243ZM255 179V180H254ZM263 179V180H262ZM1 180V182H3ZM63 180V179H62ZM68 180V179H67ZM70 180H69V183H72V181L70 182ZM95 180V179H94ZM93 180V181H94ZM102 180V179H101ZM100 180V181H101ZM184 181L183 182H185V179H183ZM223 180V179H222ZM225 180V179H224ZM227 180V179H226ZM236 180H234V182L236 181ZM256 180H257V183H256ZM57 181V180H56ZM87 181V182H86ZM96 181H98V180H96ZM100 181H98V182H100ZM107 181V180H106ZM240 181V182H239ZM3 182V183H4ZM61 182V181H60ZM64 182V181H63ZM63 182H62V184H63ZM86 182V183H85ZM98 182H97V184H98ZM102 183H101V185L99 186V185H94V182H93V185L95 186H93L92 185V188H91V186L89 187L90 188V190H89V194H88V196H90V193H91V196H90V198L94 195H96L97 193H98V191L99 190H103V188H104V190L103 191H101L104 195L105 194H107V192H106V190H107V186L105 187V184H106V182H105V180L104 181H101ZM105 182V183H104ZM220 182V181H219ZM230 182H232L231 181V179H230ZM230 182H229V186H230ZM241 182V183H242ZM70 184V185H74V184ZM83 183V184H82ZM85 183V184H84ZM90 183H92V181H90ZM107 183H108V181H107ZM192 183V182H191ZM201 183V182H200ZM199 183V184H200ZM212 183V182H211ZM210 183V184H211ZM233 183V182H232ZM236 183V182H235ZM79 184V186H81ZM87 184V186H85ZM100 184V183H99ZM185 184V183H184ZM203 184V183H202ZM206 184V183H205ZM213 184V183H212ZM234 184V183H233ZM232 184V185H233ZM2 185V184H1ZM37 185V184H36ZM65 185H67V184H65ZM69 185V184H68ZM102 185H104V186H102ZM201 185V184H200ZM204 185V184H203ZM202 185V186H203ZM209 185V184H208ZM220 185H221V183H219L218 184V186L220 187ZM224 185V183L221 185V186H223ZM231 185V186H232ZM239 185V184H238ZM238 185H236V186H238ZM38 186V185H37ZM59 186H61V184H59ZM78 186V185H77ZM185 186V185H184ZM197 186H198V184H197ZM212 186V185H211ZM233 186H235V185H233ZM235 186V187H236ZM241 186V185H240ZM247 186H249V184L247 185ZM255 186H257V185H255ZM254 186V188H256ZM62 187V186H61ZM65 187V186H64ZM63 187V188H64ZM70 187V186H69ZM83 187V188H84ZM97 187V188H96ZM100 187V188H99ZM109 187V186H108ZM189 187V186H188ZM264 186H262V188H263ZM76 188V187H75ZM88 188V189H89ZM98 188H99V190H98ZM209 188H210V186H209ZM208 188V189H209ZM212 188V187H211ZM222 188V187H221ZM220 188V189H221ZM223 188H224V186H223ZM258 188V187H257ZM256 188V189H257ZM15 189V188H14ZM38 189V188H37ZM67 189V188H66ZM69 189V188H68ZM86 189V188H85ZM88 189H87V191H88ZM106 189V190H105ZM110 189V188H109ZM214 189V187L212 188V190ZM219 189V190H220ZM228 189H230V188H228ZM261 189V188H260ZM13 190V189H12ZM11 190V191H12ZM62 190V189H61ZM60 189H59V191H57V192H60L61 191ZM65 190V189H64ZM63 190V191H64ZM215 190H217L218 191V188L217 189H215ZM214 190V191H215ZM221 190H224V189H221ZM232 190H233V188H232ZM237 190H239V189H237ZM242 190V189H241ZM244 190V189H243ZM250 190V189H249ZM258 190V189H257ZM14 191H16V190H13L12 192L14 193ZM20 193H19V192ZM66 191V190H65ZM68 191H70V189L68 190ZM72 191H74V190H72ZM87 191H85V194H86V192ZM91 191V192H90ZM96 191V192H95ZM104 191L106 192V193H104ZM108 191V190H107ZM213 191V192H214ZM217 191H215V192H217ZM225 191V190H224ZM234 191V190H233ZM233 191H231V193L233 192ZM248 191V190H247ZM259 191H261L262 193H264L263 192V190H258V191H255V189H254V191H252L251 190V192H258L259 193ZM93 192V193H92ZM100 191H99V193H101ZM109 192V191H108ZM206 192V191H205ZM208 192V191H207ZM212 192V191H211ZM212 192V193H213ZM214 192V193H215ZM218 192H220V191H218ZM244 192V191H243ZM249 192V191H248ZM63 193V192H62ZM71 193V192H70ZM88 193V192H87ZM101 193V194H102ZM230 193V194H231ZM236 193V192H235ZM242 193V192H241ZM252 193V194H253ZM11 194V193H10ZM38 194V195H37ZM65 194H66V192H65ZM77 194V193H76ZM93 194V195H92ZM211 194V193H210ZM209 194V195H210ZM220 194V193H219ZM221 194L223 195V193L221 192ZM245 194V193H244ZM250 194V193H249ZM248 194V197L251 195H249ZM257 194V193H256ZM256 194H254V195H256ZM0 195H2V194H0ZM71 196H73V194H70ZM100 194H98L97 196H99ZM108 195H109V193H108ZM107 195V196H108ZM211 195H213L214 196V194H211ZM236 195V194H235ZM238 195V194H237ZM240 195V194H239ZM253 195V196H254ZM258 195V194H257ZM260 195H262V194H259V196ZM14 195L12 194V196L10 195V198H12ZM16 196V197H17ZM40 196H42V195H40ZM69 196V195H68ZM71 196H69L70 198L68 199L69 200V202L71 201V202H74V199L73 198H75V197H73V198H71ZM76 196V195H75ZM78 196V195H77ZM77 196H76V198H77ZM86 196H87V194H86ZM101 196V195H100ZM207 196H208V194H207ZM218 196V195H217ZM252 196V195H251ZM263 196V195H262ZM261 196V197H262ZM1 197V196H0ZM3 197V196H2ZM63 197H65V196H63ZM104 198H103V200L105 199V198H107V197H105V196H103ZM209 197V196H208ZM222 197H224V196H222ZM240 197V196H239ZM239 197H238V199H239ZM256 197H258V196H256ZM256 197H254L255 199L253 200L254 202H255V200H256ZM264 197V196H263ZM87 198V197H86ZM85 198V199H86ZM217 198V197H216ZM230 198H232V197H230ZM234 198V197H233ZM236 198V197H235ZM241 198V197H240ZM243 198V197H242ZM12 199H14V198H12ZM42 201H40V200ZM79 199V198H78ZM84 199V200H85ZM88 199V198H87ZM86 199V200H87ZM219 199V198H218ZM247 199H249V198H247ZM246 199V200H247ZM258 199V198H257ZM45 200V199H44ZM80 200V199H79ZM88 200H90V199H88ZM88 200H87V202H88ZM92 200V199H91ZM109 200V199H108ZM236 200V202H237V199H234V201ZM242 200V199H241ZM244 200V199H243ZM246 200H244V201H246ZM258 200H260V198L258 199ZM75 201H77V199L75 200ZM221 201V200H220ZM47 202V201H46ZM68 202V203H69ZM78 202V201H77ZM86 202V201H85ZM91 202H93V201H90V203ZM222 202V201H221ZM243 202V201H242ZM247 202V201H246ZM252 202V201H251ZM254 202H252L253 204H254ZM257 202V201H256ZM4 203V202H3ZM34 203V204H35ZM48 203V202H47ZM76 203V202H75ZM82 205H83V203H82V201L80 202ZM79 203V204H80ZM249 203V202H248ZM247 203V204H248ZM251 203V204H252ZM259 203H261V202H259ZM264 203V202H263ZM73 204V203H72ZM78 204V205H79ZM81 204H80V206H81ZM86 203H84V206L83 207H78V208H76V207H74V204H73V207L75 208V211L73 212V211H71L72 212V214H70V213H68L69 214V216L70 215H72L71 217H73L74 216V221L73 222H75V219H77V218H82V219H85V220H87V219H89V220H87V221H89V222H87V225H88V223H90V221L91 222H93L95 219H97V217L96 218H93V215H95V216H98L99 215V213L98 214H94V213H96L97 211L96 210H98L99 211V208L98 207H100V206H95L97 209H95V207L93 206V204L91 205V206H88V205H85ZM105 204V203H104ZM106 204H107V201H106ZM242 205H243V203H241ZM246 204V205H247ZM250 204V206L252 207H254V205H251ZM262 204V203H261ZM260 204V205H261ZM38 205H35L37 208H39V206ZM48 204H45V206H41V208L43 207V208H45L46 206H47ZM69 205V204H68ZM70 205H71V203H70ZM90 205V204H89ZM95 205V204H94ZM102 205V204H101ZM260 205H258L259 207H260ZM5 206V205H4ZM76 206H77V203H76ZM93 206V207H92ZM108 204L106 205V207L104 206V208H108L109 209V207H110V205L108 206ZM190 206V205H189ZM244 206V205H243ZM256 206V205H255ZM258 206H256V207H258ZM263 206V205H262ZM261 206V209H259V208H257L255 211L254 210H252V211H254L253 213H251L252 214V218H250L249 217V219H248V216H247V221H245V222H242V223H240V221H243V220H241L240 219V221L239 220H237L236 222H235V220L236 219H232V220H234V221H232V220H230V218L228 219V220H230L229 222L231 223H226V221H225V226L228 224L229 225V227L227 226V227H225V228H227V229H225V231L224 230H222V231H224V232H221V235L224 233V236L222 235V236H219L220 235V232H218V236L219 237H222V238H220L219 240L217 239V238H219L218 236H215V235H213V232H212V238H213V236L216 238V239H214V241L215 240H218V242H224L223 244H225V245H223V246H226L225 248L228 250V247L230 248L231 247V250L232 251H228V253L229 252H233V254L235 255L237 252L239 253H247V255L249 254V253H252L251 255H253V252L255 253V254H257L256 252L257 251H260L262 254L261 255H259L258 254V257L259 256H261V258L259 257V258H257L258 259V263L260 262V264H261V261L264 263V251L262 252L261 250H263L264 249V247H261V246H264V243H262V242H264V241H259V239H254L255 238V236H251V232L253 231V230H255V229H258L257 231L259 232V226H258V223L260 222V223H262V224H260L259 223V225H263V226H260V227H264V224H263V222H264V210L262 209L263 207ZM72 207V208H73ZM187 207V206H186ZM224 207V206H223ZM228 207V206H227ZM226 207V208H227ZM241 207V206H240ZM247 207H248V205H247ZM252 207V208H253ZM255 207V208H256ZM43 208H42V210H43ZM103 207L100 209V211L99 212H101V213H103V211L104 210H102V209H104ZM190 208V207H189ZM243 208V207H242ZM250 208V207H249ZM2 209V208H1ZM45 209H47V207L45 208ZM44 209V210H45ZM111 209V208H110ZM190 209H192V206H191V208ZM189 209V210H190ZM223 209V208H222ZM239 209H241V208H239ZM2 210H4V209H2ZM39 210V209H38ZM41 209H40V212L42 211ZM186 211L188 210V207L185 209ZM244 210H246V208L245 209H243L242 210V213H245V211ZM1 211V210H0ZM5 211V210H4ZM48 211V210H47ZM107 211H109V210H107L106 209V212ZM238 211V210H237ZM244 211V212H243ZM247 211H249V210H247ZM250 211H251V209H250ZM46 212V211H45ZM69 212V211H68ZM105 212V211H104ZM192 212V211H191ZM1 213L2 214H4L3 213V211L2 212H0V215H1ZM47 214H48V212H46ZM46 213H44L46 216H48ZM49 213H51V212H49ZM100 213V214H101ZM249 213V212H248ZM247 213V214H248ZM42 214H43V211H42ZM44 214L43 215H41V213H39V215H41V216H39L38 215V217H41L42 219H43V216H44ZM62 214H63V212H62ZM66 214H67V212H66ZM111 214H112V212H111ZM65 215V214H64ZM106 215H108L107 213H106ZM192 215H194V214H192ZM198 214H196V216H197ZM240 215H242V214H240ZM67 216V215H66ZM69 216H67L66 218H65V221H66V219L67 218H70ZM101 216V215H100ZM99 216V217H100ZM103 216H105V214H103ZM102 216V217H103ZM189 216V215H188ZM195 216V215H194ZM235 216H236V214H235ZM239 216V215H238ZM243 216V215H242ZM241 216V217H242ZM2 217V219H1V222H3L4 221V224L5 223H8V221H9V223L11 222L10 220H12V219H10V220H8L7 218H8V214L6 215H3V216H1ZM3 217L4 218H6V219H4L3 220ZM10 217V216H9ZM63 217V216H62ZM65 217V216H64ZM106 217V216H105ZM109 217H110V215H109ZM190 217V216H189ZM192 217V216H191ZM231 217V216H230ZM11 218V217H10ZM37 218V217H36ZM35 218V219H36ZM45 218V217H44ZM49 218V217H48ZM92 218L94 219V220H92ZM232 218H234L233 216H232ZM236 218H237V216H236ZM239 218H240V216H239ZM244 218H246V216L245 217H243L242 219H244ZM60 219H62V218H60ZM71 219L72 218H70V221L69 222H71ZM91 219V220H90ZM194 219V218H193ZM192 218L190 219V220H193ZM238 219V218H237ZM3 220V221H2ZM37 220V219H36ZM40 220V219H39ZM39 220H37V221H39ZM45 220H47L48 221V219L47 218H45L44 219V221ZM69 219H67V221H68ZM98 220H99V218H98ZM100 220H102V221H104V218L103 219H101V217H100ZM187 220V219H186ZM189 220V219H188ZM246 220V219H245ZM259 220V222L257 223V221ZM260 220H262V221H260ZM35 221V220H34ZM36 221V222H37ZM47 221H45L46 223H47ZM66 221V222H67ZM97 220H95V222H96ZM106 221H108V223H106V224H109V218H108V220L106 219L105 220V222ZM40 223L42 222V220L41 221H39ZM39 222H37L36 223V226H37V224L39 223ZM61 222V221H60ZM73 222H71V223H73ZM94 222V223H95ZM101 222V221H100ZM105 222H102V223H105ZM224 222V221H223ZM239 222V223H238ZM8 223V225H10ZM45 223V224H46ZM41 224H44V223H41ZM64 224H65V222H64ZM63 224V225H64ZM93 224V223H92ZM97 224V223H96ZM105 224V225H106ZM221 224V223H220ZM220 224H218V225H220ZM223 224V225H224ZM7 225V226H8ZM67 225V224H66ZM70 224H68L67 226H66V229H67V227L69 226ZM73 225H75V224H72V225H70V226H72V228L74 227ZM102 225H104V224H102ZM222 225V224H221ZM222 225V226H223ZM65 226V225H64ZM69 226V227H70ZM258 226V227H257ZM68 227V229L67 230H65V232L66 231H68V232H66V233H72V234H76V233H74L76 230V228L73 230L71 227L69 228ZM87 227V226H86ZM85 227V228H86ZM36 228V227H35ZM83 228V227H82ZM84 228V229H85ZM88 229H87V231L86 232H88V230H89V227H87ZM105 228H108V226L107 227H105ZM104 228V229H105ZM113 228V227H112ZM37 229L38 230H40L39 228H38V226H37ZM65 229V228H64ZM214 229H216V226H215V228ZM214 229H212V230H214ZM217 229H218V226H217ZM217 229L216 230H214V233H215V231H217ZM223 229V228H222ZM262 228H260V230H261ZM36 231V229L34 230V235H37L38 233H39V231ZM220 230V229H219ZM1 231H3L2 229H1ZM82 231V230H81ZM91 231V230H90ZM89 231V232H90ZM111 231H112V229H111ZM221 231V230H220ZM257 231H255V232H257ZM262 231L264 232V230L262 229ZM41 232V231H40ZM77 232H78V230H77ZM88 232V233H89ZM106 232V235L107 236H109L107 233L109 232V230L108 231H105ZM1 233V232H0ZM3 233V232H2ZM65 233V234H66ZM79 233V232H78ZM87 233V234H88ZM111 233V232H110ZM109 233V234H110ZM260 233V232H259ZM262 233V232H261ZM260 233V234H261ZM81 234H83V233H81ZM5 235H6V232H5ZM32 235H33V233H32ZM31 235V236H32ZM33 235V242H34V239L36 240V241H38V239H36V237ZM41 235V234H40ZM69 235V234H68ZM111 235V234H110ZM112 235H113V233H112ZM111 235V236H112ZM209 235V234H208ZM217 235V234H216ZM253 235V234H252ZM2 236V235H1ZM7 236V235H6ZM38 236V235H37ZM107 236H105V238L107 237ZM206 236V235H205ZM262 236H263V233H262ZM254 237V238H253ZM257 237H259V236H257ZM3 238V237H2ZM2 238H0V239H2ZM4 238H5V236H4ZM4 238L2 239V240H4ZM7 238H8V236H7ZM6 238V239H7ZM38 238V237H37ZM109 238V237H108ZM205 238V237H204ZM208 238V237H207ZM210 238V237H209ZM15 240V242L12 240L11 241V245L12 244H14L15 246H17L16 248L19 250V251H21L22 249H23V247L21 248V246H30L29 245V243H28V245L26 244V245H23V243L22 244H20L19 242V240L18 239H14ZM16 240H18L17 241V243H19L20 245H16ZM103 240H104V238H103ZM201 240V239H200ZM203 240V239H202ZM201 240V241H202ZM205 240V239H204ZM206 240H208L209 241V239H206ZM263 240H264V238H263ZM1 241V240H0ZM207 241V242H208ZM210 241H212V239L210 240ZM213 241V242H214ZM259 241V242H258ZM32 242V241H31ZM104 242H105V240H104ZM213 242L211 243V244H213ZM258 242V243H257ZM263 245H262V244ZM25 244V243H24ZM31 244V243H30ZM34 244V243H33ZM33 244H31V245H33ZM35 244H36V242H35ZM14 245H12V246H14ZM218 245H219V243H218ZM14 246V247H15ZM18 246H20V249L18 248ZM221 246H222V244H221ZM221 246H218V247H220V248H222ZM11 247V246H10ZM217 247V246H216ZM217 247V248H218ZM12 248V247H11ZM31 248H33V247H31ZM225 249V250H226ZM260 249V250H259ZM221 250H224V248L223 249H221ZM226 250V251H227ZM257 250V251H256ZM236 252V253H235ZM249 252V253H248ZM259 253V252H258ZM241 255V254H240ZM240 255H239V257H240ZM244 255V257H246L245 256V254H243ZM232 256V255H231ZM236 256V255H235ZM249 256H250V254H249ZM237 257V256H236ZM235 257V258H236ZM241 257H243L242 255H241ZM243 257V258H244ZM106 258V257H105ZM234 258V259H235ZM238 258V257H237ZM236 258V259H237ZM107 259V258H106ZM244 259H246V258H244ZM244 259H242V260H244ZM260 259V260H259ZM110 260V259H109ZM238 261L240 260V259H237ZM106 262L108 261V260H105ZM105 261H102V262H105ZM255 261V260H254ZM194 262H196V264H197V261L195 260ZM237 262V261H236ZM241 262V261H240ZM84 263V262H83ZM89 263V262H88ZM100 263H101V261H100ZM190 263L192 264L193 262H192V260L190 261ZM238 263V262H237ZM256 263V262H255ZM262 263V264H263ZM78 264V263H77ZM92 264V263H91ZM94 264V263H93ZM104 264V263H103ZM193 264H195V263H193Z\"/></svg>",
	"mask_w": 264,
	"mask_h": 264
}]
</instances>
